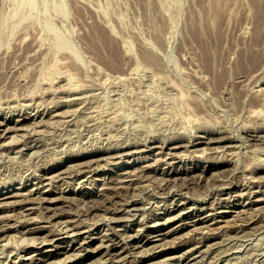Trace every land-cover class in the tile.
Returning a JSON list of instances; mask_svg holds the SVG:
<instances>
[{
    "label": "rangeland",
    "instance_id": "rangeland-1",
    "mask_svg": "<svg viewBox=\"0 0 264 264\" xmlns=\"http://www.w3.org/2000/svg\"><path fill=\"white\" fill-rule=\"evenodd\" d=\"M39 77H42V78H39ZM44 77H45V81H44ZM114 77L115 78L117 77L115 79L116 82L113 81ZM123 77H130V80L132 79V77H135V78H133L134 80L132 79L133 81L131 80V82H130V81H128V79L123 78ZM136 77H138V79ZM144 77L146 79L145 83H144V79H143ZM146 77H148V78H146ZM203 77L205 79H207L206 77H234V78L231 80L232 82L230 81V82H228V85H226L227 86L226 87L227 93L231 88L228 95H227V93H224L225 91H222L223 90L222 89L219 92L218 97L212 99V96L210 95L209 92L201 91L199 88L200 85L202 84V83H200V81H201V79L203 80ZM237 77H256V78L254 79L253 82H251L252 84L250 82L249 83L247 82L248 84H246V82H245V84H244L245 78L242 80V79H239ZM47 78H49L51 80L49 81V79H47ZM70 78H71V80H70ZM156 78L158 79L159 84L156 83L157 82ZM161 78H163V79H161ZM171 78L173 79V81L171 80ZM20 79L24 80V82L22 81V83H21ZM55 79L56 80L58 79L59 81L57 80V83H56ZM119 79H120V81H119ZM159 79L161 81L165 80V82L161 83V81H159ZM169 79H170V81L168 82ZM260 79H264V0H0V97H3V98H0V100L2 99V101H3V102L0 101V103L2 104L0 106H3V109L5 110V111L4 110L2 111V107H0V114H1L0 115V121H1V119H6V118H13L15 120L19 117V115H25V116L27 115V117L29 116V118H31V119H28L24 122L23 126H25V131L23 133H21V134L16 133V134H18L17 136H16V134H13L12 136L14 138L11 136L10 138L5 139V141L0 140V141H2L1 143H3V144H5L7 141L5 146L1 147L2 150L0 149V154L1 155L3 154L2 157L0 158L1 159L0 162L2 161V163H0V166H1L0 167V193H3V191L4 192L21 191L23 193H27L29 190L34 189L35 186L37 185L36 188H39V189L41 188L40 190H51V192H50L51 195L49 196L50 198L57 197L60 195V193H65L64 195L67 198L70 197L69 199H71V200L73 199L72 201L70 200L72 203H70L69 199H67V200L63 201L62 203H61V201H58L57 202L58 205L55 203L54 206L57 208L60 206L62 209L64 208L63 209L64 211H66V209H68L65 213H67L70 210V212L67 213L69 215H71V214L72 215L73 214L78 215L79 213H81L79 211H82V210L84 211L87 208V206L89 205V203L87 202V199H91V200L97 199V197L95 195L100 191V188H102L105 181L104 182L101 181L102 180L101 177H100V180H97V179H99L97 177H93V178L90 177L89 181L83 187L82 183H81V185L79 184L81 182V180H77L76 177H73L72 175H71L72 177H70L68 175L67 179L66 178L62 179L60 177L62 179L61 180L57 175H55V173L58 174L59 171H61V170H63L64 172H67V173H71V171L73 172L78 168L79 163L82 164L83 162L86 163V162H90L91 160H92L91 162H93L94 160L96 161L97 159L107 157L108 153H117L118 151L123 150V148L124 149H130L131 151L134 150L133 152H137L138 148L140 147V149L145 151L144 153H142L140 155L134 153V154L122 159L123 160L122 162H121V160H118V161L115 160L114 163H113V161H110L109 164H107L105 162H100L99 166L102 167V168L100 167L101 175L105 174L103 177H106L107 178L106 181L110 182L111 179H113V180L117 179L120 176V174L122 173L121 171H123V170L124 171L125 170H137V169H140L141 166H145L148 163L151 164L152 162L155 163L156 161H159L157 163L158 164L157 168L152 169L149 172L150 175L147 174V176H150V178L153 175V177H152L153 179L151 178L152 181L149 179V177H148V179L143 180L144 185L147 184L146 188H144V189L139 188L142 191V194L140 193L141 191L139 192L136 189V193H137L138 198H137L135 192H134V194H135V197L139 201L140 200H142V201L146 200V203L152 201L151 202L152 207H154L156 204H157V206H160V207H157L158 209H156V207L152 209L150 207L151 205L147 206L146 208H144V206L141 205L144 209L141 212H139L136 217H133L132 214H130V213L128 214L127 212H124L121 214L117 213L114 216L113 214H111L110 212L108 213L107 211L99 212V214L96 215L97 217L96 216L94 217V220H93L94 215H91V217L88 216L87 220H86V216H79L81 219L79 217L78 218L76 217L77 223H78V221L84 223L83 221L85 220L84 224H87L88 227L90 226L89 229L88 228L86 229V231H87L86 236L89 237L88 239L90 240V242L91 241H93V242L90 245V247H91L90 249H85L83 251L80 249H78V250L72 249L67 254H64L63 250H59L58 248H56L55 246L57 244L54 245V244L49 243V244L43 245V246H45V248H43V246H41V245L39 246V243L37 242L38 239H36L35 236H37V238H39L40 234H37L34 231H33L34 235H33V233H28L27 230H25L26 229L25 227H23V226L21 227L18 224L17 221H19L20 217H21V219L23 218L21 215V211L16 210V212H15V210L12 207H10L8 209L6 207L5 211H3V213L1 215H5V214L9 215L10 214L9 218H11V220H12L10 223L13 224L15 222L14 223V224H16L15 226H17L18 228L17 229L15 228L16 230L13 229V231L7 235V238L8 239L10 238L9 240L6 238L5 243L6 242L7 243L6 244L4 243L5 245L2 244L0 246V248H1L0 249V264L27 263V261H25V259H21L26 252L29 255L34 254V255H37V257H43V256H41V254H45L46 250H51L53 248H55V249H53L54 254H52V256L43 259V261L36 262V264H45V262H46V264H49V262H50V264H52V263L53 264H56V263L57 264H60V263L61 264L62 263L63 264H95V262L97 264H99V262H101L100 264H119L118 258L115 255L114 251L106 253V251L102 249L103 251L97 250V251L93 252V250H91V249L95 248L100 243V240L98 239V237L100 235H104L106 233L114 234L115 231H117L114 234L115 240L110 244L112 246H114V245L116 246V247H114V248H117V249H115V251H119L122 249L127 250V248H128L127 238L129 236H132V234L134 236V233L136 234L137 233L136 231L140 230L138 228L139 227L138 221H141L140 219L143 216L142 214H144V217H146V216L147 217L149 216L150 218L155 217V218H153L154 220H151L152 222L150 224V227L146 230V231H148L146 233V235H148L149 237L155 235L156 237L153 236L152 238H150L152 240L149 242H148V240L143 242V245L145 244V246H146V248H145V250H147L146 252L144 249L143 250H136L134 248H130L131 250L127 251V255H126V253H124L122 255L124 258H125V255H126V257L128 256L127 257L128 259L125 258L126 264H130V263L131 264H141V260L144 258L145 259L151 258L152 259L151 264L157 263V261H159V259L162 260L163 258L154 259L153 252L157 249L156 248L157 246H155V247H152V246L155 243H156L155 245H160L159 243H161V245H164L165 248L162 246L163 249H167V250H173L174 249V250L179 251L182 249H187V248L189 249L193 244H196L197 242H200V241H204L202 244L206 245L203 248V250H205V251L207 250L206 253H203V251H202L201 253H199V255L195 254V255H197L196 257L194 255L190 256V257H192V259L189 257V258H187V260H185L181 264H191V263L192 264H208V263H210V264H216V263H218V264H223V263L224 264H264V228H263L264 227V219H262V216L264 218V211H263L264 210V208H263L264 200L262 199V198H264V195H263L264 194V192H263L264 191V189H263L264 188V186H263L264 185V179H262V178H264V176H263L264 175V166H263L264 165V163H263V161H264V154H263L264 153L263 152L264 141L263 142H260V141L255 142V141L248 140L249 134H250V136L261 135L262 137H264V126H261L262 124L264 125V115H263L264 114V109H263L264 108V101H263V99H260V96H261L260 94H264V86H263L264 83L260 82V84H258L259 82L257 83V81H259ZM25 80L27 81L26 84H25ZM37 80H41V82H43V83H41L40 81L37 82ZM46 80L49 81V82L47 81L49 83V85H48V83L45 84ZM60 80H63V81H60ZM174 80H177L179 82L177 83ZM192 80H193V82H192ZM51 81L53 82V85H51V83H52ZM66 81H67V83H65ZM118 81H119V83L125 82V84H123L124 88L121 86V83L120 84L117 83ZM126 82H128V84ZM166 82L168 84L172 83V85H176V83H177V86L180 85L182 88H180V86H178V88H177V86H175L178 89L177 91H179V90L182 91V89L187 86L188 89L184 88L185 91H183L187 95L191 94V91H192V96L194 93V96L199 99L200 102L199 101L198 102L200 103L201 108H202L201 112L198 113V116H197V113H193L194 116L195 115L197 116L196 117L197 119H195L194 116L192 115V112L195 111L193 105L191 103L182 104L180 99H178L179 100L178 101L177 98H175L176 95H174V93L176 94V92H175L176 90L174 92L171 90L168 92V88L166 89L165 86H162V85H165L164 83H166ZM181 82L183 85H181ZM64 83L66 86L60 85V84L64 85ZM151 83L154 85H153V87H152V85L149 87L153 91L156 90L155 91L156 100L158 98L159 99L161 98V100H159V99L157 100L159 106H157L158 104H156L157 102L155 101L153 91L150 90V88L147 85V84L150 85ZM6 84H7V86H6ZM54 84H56V86ZM92 84H94V85H92ZM114 84H115V86H114ZM116 84H118V85H116ZM126 84H127V86H126ZM160 84H161V86H158ZM196 84H197V86H196ZM231 84L232 85L234 84V86H231ZM38 85H40V86H38ZM140 85H142L143 87H141ZM194 85H195V87H194ZM44 86H45V88H44ZM50 86H52V87H50ZM76 86L80 87V88H77ZM117 86L119 87L120 90L118 89ZM245 86L248 89H246ZM254 86H255V88H254ZM256 86H257L258 91L255 90ZM1 87L4 90V93H3V90ZM86 87L88 88L87 91H86V89H87ZM120 87H122L123 90H121L122 88H120ZM147 87L149 88V90H147V92H145L146 89H148ZM155 87H156V89H155ZM163 87H165V88L163 89ZM250 87L252 89H250ZM48 88H49V90H48ZM59 88L62 89V92L66 88L70 91L68 92V90L66 89L62 93L59 90ZM89 88L90 89L93 88V89L90 90ZM194 88L196 90H193ZM233 88H234L233 95H231V91ZM46 89L48 92L46 91ZM72 89H73V91H72L73 93H71ZM75 89H76V91H75ZM84 89H85V92L83 91L80 93V91H82ZM53 90H55V91H53ZM92 90H94V91L90 93V91H92ZM109 90H111V91L115 90V91H114V93H112ZM166 90H167V92H166ZM51 91L55 93L56 98H55L54 93H52ZM58 91H60L61 95L59 93L58 94L56 93ZM119 91L121 92V95H122L121 97L119 96L120 95ZM148 91H149V93H148ZM199 91H200V95L198 94ZM1 92H2V94H1ZM65 92H66V94H65ZM107 92H111L112 95H111V93L109 95V93H107ZM118 92H119V94H118L119 98L117 97ZM139 92L142 95L139 94ZM46 93L49 94V97ZM69 93L71 95H69ZM150 93L151 94L153 93V96ZM165 93L166 94L169 93V94L166 95ZM252 93H253V95H252ZM255 93H256V95H255ZM10 94L12 96L14 95L16 98L14 96H13L14 98H12V96ZM38 94H40L41 96H44V97L41 98L40 95L38 96ZM42 94H44V95H42ZM146 94H148V95H146ZM248 94L250 97L248 96ZM30 95H32L33 97ZM52 95H54V96H52ZM58 95H60V96H58ZM65 95H66V97H64ZM76 95H77V97L79 96L80 102H79L77 97L75 98ZM80 95L82 98L80 97ZM115 95H116V98H118V99L115 98ZM139 95L142 96V98L140 97L141 99L138 97ZM224 95H226V96H224ZM257 95H259V96L257 97ZM7 96H9L10 99L12 98V99H16L17 101H19V104L16 100L13 101L11 99V101H10V99H8L9 97H7ZM145 96H146V98H144ZM150 96H152V98L154 100L151 99ZM53 97H54V99H53ZM72 97H73V101H72ZM203 97H204L205 101H203ZM229 97H230V99H228ZM28 98H29V100L26 101V99H28ZM69 98L71 99V101L69 100ZM174 98L176 101H173V103H174L173 105H175L176 107L172 106L171 100H174ZM47 99H49V100L47 101ZM52 99H53V101H52ZM82 99H83V101H82ZM221 99H222V101H221ZM231 99H232L233 103H232ZM4 100L6 101V103L4 102ZM24 100H25L26 104H24V102H23ZM32 100L34 103L32 102ZM39 100H41V102L44 104H41V102H39ZM68 100L71 102V104L68 103ZM111 100H114V102L118 101L117 103H119V104H117L116 107L117 108L121 107L119 109L121 112H119L116 107L114 109L115 104L112 103ZM228 100H229V103H228ZM8 101H9V103H8ZM49 101H52V102H50V104L52 106L49 104ZM56 101H57V103H56ZM60 101H61V103H60ZM63 101H64V103H63ZM66 101H67V104H66ZM74 101H75V103L72 106ZM207 101H209L208 102L209 107L207 106V104H205V103H207ZM216 101H217V103H216ZM13 102H15V103H13ZM78 102H79V105H83L85 108L83 106H79ZM177 102H179L180 105L179 104L177 105ZM218 102H219V104H218ZM246 102H248L249 104L247 103L248 104L247 105ZM83 103H85V104H83ZM108 103H110V104H108ZM147 103H149V105L150 106L152 105V106L150 107ZM38 104H40V105L38 106ZM56 104H57V106H56ZM106 104H107V107L108 106L110 107V108L108 107L109 109H112V107H113V110L108 111V109L106 108ZM120 104H121V106H120ZM153 104H154V106H153ZM181 104L183 107L181 106ZM217 104H218V106H217ZM221 104L223 105V107L220 106ZM203 105H204V107H203ZM205 105H206V107H205ZM235 105H237L238 107L237 106L235 107ZM19 106L21 107V109ZM145 106H149V108L147 109V107H145ZM161 106H162V108H161ZM186 106L188 109L191 106L189 111H188V109L185 108ZM22 107L23 108L25 107L23 112H22ZM68 107H69V109L72 108L71 110L74 109V112H71V110L69 111ZM77 107L79 109H81L82 112L80 110H76ZM169 107L171 109H173V107H175V109H173L171 111L175 110L177 112V114L175 111L170 112V110H169V112H168L167 108H169ZM179 107H180L181 111L179 110ZM88 108L89 109L91 108V109L89 110ZM137 108L140 109L141 112H143V113L141 114V112H139V110ZM176 108H177V110H176ZM183 108L185 110H183ZM210 108H211V110H210ZM9 109H10V111H9ZM36 109H38L39 111ZM64 109H66L68 112ZM95 109H96L97 113L100 110L102 113L101 112H100V114L95 113V111H94ZM98 109H100V110H98ZM104 109L106 110L107 114H106V112H104L105 111ZM146 109H147V113H146ZM164 109L165 110L167 109V110L163 111ZM193 109H194V111H193ZM234 109L236 111H234ZM244 109L246 111H244ZM254 109L257 111H259V110H261V111H259V113L253 112ZM26 110H28V111H26ZM114 110L119 112V113H117V112L115 113ZM152 110H154V111H152ZM157 110L159 112L162 111L161 114L163 116L165 115V114H163L164 112L167 113L166 116H169L168 114H172V115L174 114V116H172V115H171L172 117L170 116L171 118L164 116L166 121L169 120V121H167L168 124L171 123L172 119L174 120V122L172 121L173 123H171L172 127L167 124L164 117L161 116ZM212 110H214V111L212 112ZM14 111H16V112H14ZM17 111H18V113H17ZM61 111H63V113L64 112L68 113V115L65 114V116L62 113V118L64 117V119H61ZM78 111H79V113H78ZM88 111H89V113H88ZM148 111H150V112H148ZM151 111L155 112V113L154 114L152 113L153 114L152 115ZM156 111L158 113H156ZM182 111H185L184 112L185 114ZM215 111L216 112L218 111V113H216ZM237 111H239V112H237ZM243 111H244V113H243ZM21 112H22V114H21ZM24 112H26V113H24ZM59 112H60V114H59ZM108 112H111V113H108ZM138 112H139V116H138ZM180 112H182L184 114V117H183L182 113H180ZM219 112L221 113V115ZM231 112H232V114H230ZM37 113H39V114H37ZM80 113H82V114H80ZM90 113L95 115V116L90 115ZM103 113H105V114H103ZM114 113L119 115L120 118L119 117L117 118V116L113 117L112 114L115 116ZM123 113H124V116H123ZM136 113H137V115H136ZM188 113L193 116L192 121H191L190 115ZM212 113H214L215 116ZM233 113H234V115H233ZM242 113H243V115H241ZM5 114H6V116H5ZM11 114H13V115H11ZM31 114L32 115L34 114V115L32 116ZM53 114H57V115H53ZM134 114L136 115L137 118L135 117ZM146 114H149V115L151 114L154 119H151V116L146 115ZM175 114H176V118H175ZM187 114H188V117L186 118L185 115H187ZM203 114H204V116H203ZM218 114H219V116H218ZM223 114L225 115L224 117L222 116ZM260 114L262 115V117ZM66 115L68 117H66ZM82 115L84 116V118L86 116H88L87 120H84ZM100 115H102V117H100ZM106 115H108V116H106ZM127 115H129V117H125ZM143 115H144V117L149 116V118H150V119L148 118L149 121L151 120L150 122L151 123L155 122V124L156 123L158 124V122L161 121V118H162L165 121L163 123V125L166 127L164 128L163 125H161V123L163 122V120H162V122H159L158 126L156 124V127L154 128L155 124H153L151 126V123L149 121H147V117L145 120L143 118ZM236 115H237V118H236ZM238 115H241L242 117L240 116L241 117L240 118ZM245 115H247V117H243ZM51 116H53L52 120H51ZM58 116L60 117L61 120L58 119L59 118ZM96 116H98V117L96 118ZM103 116H104V118L105 117H107V118L104 119ZM140 116H141V118L139 119ZM155 116L156 117L158 116L159 121L157 120V118ZM179 116H181V117H179ZM199 116L201 117V120H200ZM216 116H218L217 119H216ZM232 116H234V117H232ZM72 117L74 120H72ZM79 117L81 118V120L83 119L82 122L80 121ZM123 117L126 118V121H125V118L123 119ZM198 117H199V121H198ZM238 117L240 119H238ZM254 117H255L256 121L254 120ZM259 117H261V118H259ZM115 118L118 119L119 121L117 122V120H115ZM127 118H129V120H127ZM182 118H184V119L186 118V120H183ZM212 118H214V119L212 120ZM225 118H226V120H225ZM227 118H228V120H227ZM244 118L247 121L246 123H244L245 120L243 122ZM66 119H67V122L65 124ZM93 119H94V121H93ZM101 119H102V121L103 120L104 121L100 122ZM108 119H111V122H108V121H110ZM120 119L123 123H121ZM180 119L182 120V122ZM187 119H189L191 121L190 125H188L189 120L187 121ZM194 119L196 121L193 122ZM210 119H211V121H210ZM221 119H222V121H221ZM236 119H237V121H236ZM259 119L261 121H259ZM57 120L60 121L59 124L57 123ZM88 120H90V121L92 120L91 121L92 123L89 121L88 124H90V125H87V123H85V125H84V121L87 122ZM114 120L118 126L113 123ZM130 120L132 122H129ZM138 120H140V121H138ZM152 120H154V121H152ZM176 120L177 121L179 120L177 122V124H179V125L176 124ZM238 120L239 121L241 120L242 125ZM43 121L45 122V124L43 123ZM46 121H47V126H46ZM136 121H137V123H135ZM200 121H201V123H200ZM225 121H226V123H225ZM227 121L229 123H227ZM257 121H258V123H257ZM30 122L33 123L34 127L32 126V123L30 125ZM34 122H35V124H34ZM48 122H49V126H48ZM51 122H52V124H51ZM78 122H79V125L77 124ZM127 122H128V124H127ZM140 122H142L144 124L146 129L144 127H142L143 124L140 126V124H141ZM183 122H184V124H182V126H181V123H183ZM196 122H198V123L196 124ZM235 122L236 123L239 122V124L238 123L234 124ZM40 123H43V125H39ZM104 123H106V125ZM111 123H113V124H111ZM119 123H121V124L119 125ZM206 123H210V125L214 123L215 126L211 125V127H209L210 125H206ZM220 123H222V124H220ZM249 123L251 124V127H250ZM259 123H262V124H259ZM74 124L75 125L77 124L78 127L81 128L83 131L86 128V130L84 131L85 133L82 132V130H79V128H78V130H76L77 125L75 127ZM99 124H102V125L100 126ZM110 124H111V126H110ZM137 124H139V125H137ZM149 124H150V126H149ZM217 124H218V126H217ZM28 125L31 128L33 127L32 128L33 130L35 128L34 133H37V131L39 134L41 133V135H39L37 133L38 134L37 137L39 136L38 140L41 139L40 141H38L39 144L38 143H34V144L30 143L28 140H27L28 142H26L25 138H22L25 133L26 134L28 133V131L32 132V130H30L31 128H29ZM35 125H37V126H35ZM55 125H57V127L59 125H61V127L57 128ZM82 125H83V128H82ZM92 125H93V127H92ZM95 125H96V127H94ZM97 125H98V129H97ZM123 125H125V126H123ZM184 125H185V128H184ZM203 125L205 127H203ZM224 125H225V127H224ZM227 125H228V127H227ZM245 125H246V127H245ZM253 125H255L256 129ZM256 125L259 127H257ZM43 126H45V128ZM54 126H55V130L53 131ZM84 126H85V128H84ZM90 126H91V128H90ZM112 126H113V129L110 128ZM114 126H115V128H114ZM129 126H131V127H129ZM168 126L170 127V131H169ZM176 126L179 128V130H178V128H176ZM239 126L241 127V130L239 129ZM242 126L245 127L244 130H243ZM252 126H253V128H252ZM88 127H89V131L91 130L92 132L90 131V133H89ZM103 127H104V129H103ZM118 127H119V130L117 131ZM132 127L133 128L137 127V128L133 129L134 131L132 132ZM147 127H149V129ZM151 127H152V129H151ZM158 127H161V129H159ZM199 127H201V129ZM218 127H219V129L221 128L227 132L229 130L232 132V128H233V131H234V132H232L233 134L229 131L227 133V135H229V136L233 135L234 136V134H235V136L233 138L235 139V141L237 138L238 141H236L234 144L235 145L239 144L240 146L238 145L236 148L232 147V149H231V147H226L224 149V148H219L218 145H214V148L218 147L220 149V150L217 149L218 153L216 150H214L212 148V146H209L210 150H211V148H212V150L210 153H207V155H206V153L204 151L208 149L207 146L202 145L199 147H192L189 145V141H193L196 139L195 136H203V134L200 131H203L204 128H214L213 130H216ZM36 128H38V129H36ZM49 128H51L52 130L49 131ZM94 128L97 130H94ZM123 128H124V130L127 128V130L124 131ZM139 128H140V130H143V131H146V130L149 131L150 132L149 136H148V134H146L147 136L139 137L140 139L138 138V139H136V142H134L135 140H133L134 137L132 135H135V131H138ZM153 128H154V130H153ZM162 128H164L165 130H163ZM171 128H173V129H171ZM174 128H176L177 131ZM182 128L184 131L182 130ZM194 128H195V132L193 133ZM196 128H199L200 130L198 129V131H197ZM248 128H250V130ZM39 129L41 132H39ZM108 129L110 131H112L111 132L112 135L110 134L111 136L109 135L110 131ZM157 129L161 132V134L163 132L162 135H164V136L159 137L160 132L158 133ZM167 129L169 131L168 134L170 136L169 135L167 136V134H166ZM185 129H186V131H185ZM187 129L189 130L188 133H187ZM219 129H217V130H219ZM120 130H122V131H120ZM155 130H156V133H154ZM173 130H175L177 133L176 137L179 135H182V136L185 135L184 138L181 139L184 146L182 144L183 147H181L178 150L180 155H181V151H184V152L188 151V152H187V154L185 152V156H183L184 152H182V155L181 156L179 155L180 157H177L173 160L167 161V162L172 163V169L175 166L176 169L175 168L174 169L176 171L168 173L165 176V172L170 171V169L168 166H166V162L164 161V159H166L165 155L169 151L171 152V150H170L171 147L170 148H164L162 151L160 148H153L152 149V147L154 146V142L158 143L157 146L160 145L163 147V145H162L163 142H165V140L168 141L170 138H173V136L175 135V134H173V133H175V131L173 132ZM47 131L49 132V134ZM99 131H100V135H99ZM164 131H165V133H164ZM196 131L198 134H196ZM240 131H242V134ZM255 131L257 132V134L255 133ZM97 132H98V134H96ZM46 133H47V135H46ZM83 133H84V135H83ZM91 133H92V135H91ZM101 133H102V135H101ZM103 133H105V137L103 136ZM144 133H146V132H144ZM171 133H172V135H171ZM119 134H120V136H117ZM215 134H217V133H215ZM78 135H80L79 136L80 138L78 137ZM114 135L117 138L121 137V139H116V137ZM155 135H156V137H155ZM242 135L244 138L242 137ZM15 136H16V138H15ZM47 136L50 139V142L48 141ZM86 136H88V137H86ZM96 136H98V137L96 138ZM107 136L112 137L111 141L107 140L108 139ZM113 136H114V138H113ZM123 136H124V138H122ZM18 137L19 138L21 137L20 140L22 139L21 140L22 142L20 140H18L19 142L17 141ZM84 137H86V138H84ZM63 138H64V140H63ZM51 139L52 140L54 139V140L51 142ZM73 139H74V142H73ZM14 140H15V142L17 141L18 143L16 142L17 144H15ZM23 140L25 143L23 142ZM57 140H58V143L56 142ZM59 140L62 142L60 143ZM104 140L106 141V143L104 142ZM125 140H127V144H126L127 146L125 144H123V142L126 143ZM139 140H141L142 144ZM143 140L145 142H143ZM151 140H152V142H151ZM159 140L163 141V142L161 143ZM83 141H85V142H83ZM8 142H10V143L13 142V143H11L13 145V147H11L12 145L9 144ZM41 142H43V143H41ZM44 142H45V144H44ZM110 142L112 144H110ZM22 143H24V144H22ZM73 143H75V144H73ZM81 143H82V145H81ZM92 143H93V145H92ZM67 144H69L71 146L73 145V146L70 147ZM130 144H131V146H130ZM252 144H253V146L251 147ZM16 145H17V147H16ZM23 145H25V146L26 145L27 146L32 145V147L26 148ZM43 145H44V147H43ZM45 145L47 146V148L45 147ZM54 145L56 146L57 149L55 148ZM60 145H61V147H60ZM104 145H105V147H104ZM108 145H109V149H107ZM113 145L115 148L113 147ZM260 145L263 147H259ZM144 146H146V147L144 148ZM188 146H190V148ZM256 146H258V147H256ZM42 147L44 148V150ZM53 147L55 150L52 149ZM63 147H64L65 153H66L65 157L63 156L64 155ZM68 147H69V149H68ZM74 147L78 150H75ZM84 147L86 150H88V152H86V150L83 149ZM110 147H112V148H110ZM202 147H207V149L202 148ZM248 147H249V149H248ZM39 148L41 149V152H39V154H38L37 151H40ZM70 148H72V149H70ZM73 148H74V150H73ZM185 148H186V150H184ZM199 148H201V150L203 149L202 150L203 153L201 152V150ZM245 148H247L246 150L248 151L249 154L253 151V153L250 154L251 156L247 153V151H245ZM255 148L256 149L260 148L261 150L257 149L256 152L257 151L258 152L261 151V152L256 153ZM4 149H6V150L4 151ZM8 149H9V151H8ZM10 149H11V151H10ZM19 149H21V150L23 149L21 151V153H18V154L14 153L16 150H19ZM45 149H47L49 152ZM81 149H83V150L81 151ZM96 149H98V150H96ZM116 149H117V151H116ZM145 149H147V150H145ZM196 149H198L197 150L198 152L196 151ZM61 150H62V152H61ZM70 150H72V151H70ZM89 150H90V152H89ZM105 150H107V151L109 150V151L105 152ZM189 150H191V151L189 152ZM222 150H223V152H222ZM33 151H34V153H31ZM77 151H78V153H77ZM157 151H159V154L155 153ZM227 151H228V153L230 151H232V153H230V154L227 153L224 156V153H226ZM149 152H150V154H149ZM163 152L166 154H164ZM236 152H237V155H239V156L241 155L240 160H239V156H238V158H236L237 157ZM254 152L256 154H254ZM71 153L72 154L74 153L75 155L74 154L72 155ZM194 153H196V154H194ZM197 153H199V154L202 153V154H204V156L201 154V156H203V157H201ZM19 154H21V155H19ZM31 154H33V155L31 156ZM9 155L10 156H13V155L17 156L18 155L17 156L18 158L16 156L15 157L13 156L14 160H11L12 157L9 158ZM26 155H29L30 159ZM34 155H36V156H34ZM210 155H212L211 159L213 161L210 159V157H211ZM214 155L217 157H215ZM221 155H223L224 158ZM228 155H229V157H226ZM230 155H233V156H230ZM248 155H249V157H248ZM23 156L26 159V163H25V159L23 158ZM39 156H40V158H39ZM146 156L147 157L150 156V157L147 158ZM151 156H152V159H151ZM19 157L22 158V160L20 162H19V160H20ZM135 157L137 159L138 158L139 159L137 160V159H135ZM157 157H158V160L156 159ZM160 157H162V158L164 157V158L162 159ZM184 157H186V158H184ZM205 157L207 159H205ZM213 157L216 160L213 159ZM253 157H256V158H253ZM31 158H33V159H31ZM191 158H192V160H191ZM221 158H222V160H221ZM134 159L136 160L135 162H133ZM161 159H162V161H161ZM179 159H181V160H179ZM218 159H219L220 163H219ZM261 159H262V161H261ZM31 160H32V162H31ZM142 160H143V162H142ZM185 160H187V161H185ZM6 161H7V163H6ZM9 161H11V163H9ZM22 161L24 162V164ZM129 161L131 162L130 164L127 163ZM163 161H164V163H163ZM230 161H232L231 165H230ZM27 162L29 163L28 165H27ZM186 162H188L187 163L188 166L185 165ZM203 162L206 166L203 164ZM19 163H20V165H19ZM36 163L37 164L39 163V164L37 165ZM40 163H41V165H40ZM44 163H45V165H44ZM46 163H48V164H46ZM141 163H143L144 165L143 164L141 165ZM179 163H180V165H179ZM200 163H201V165H200ZM236 163H237V167L235 166ZM255 163H260L261 168H260L259 164H255ZM242 164H243V167L241 166ZM252 164L254 165V167ZM46 165H48V166H46ZM72 165H74V169L76 167L75 170H73ZM214 165H215V167H214ZM251 165H252V169L250 167ZM13 166H15L16 169ZM19 166H20V168H19ZM24 166L25 167L28 166V167L25 168ZM70 166L72 168L71 171L67 169V168L71 169ZM239 166H241V167H239ZM256 166L258 167V169L256 168ZM9 167H11V168H9ZM114 167H116V168H114ZM135 167L136 168L138 167V168L135 169ZM247 167L248 168L250 167V168L246 170ZM5 168L6 169L8 168L9 172H8V170L6 172ZM17 168H18L19 172H18ZM112 168H114L115 170ZM190 168L192 169L193 175L190 173V171H191ZM234 168H235V170H234ZM11 169H12V171H11ZM30 169L31 170L33 169V170L30 172ZM163 169H165V171ZM219 169L220 170L226 169L224 171L225 172L224 175L221 172V174L223 176L222 175L219 176V174H220ZM256 169H257V171H256ZM37 170H38V172H37ZM48 170H50V172L53 171V174L55 175V177L53 178L54 180H52L50 182V184H47L48 186L46 184L45 185L37 184L38 178L40 176H42ZM243 170H244V173H243ZM252 170L254 171V173H252L253 172ZM23 172L25 175H23ZM39 172H41V173L38 174ZM215 172H216V175L213 174ZM245 172H247V173H245ZM2 173H5L6 177ZM6 173L8 174V176ZM199 173H201L202 175H200ZM31 174H33V175H31ZM203 174L205 175V177ZM228 174L230 176H228ZM1 175H3V176L1 177ZM172 175H174L173 176L174 180L177 177H179V178H177V181H174L172 183L173 186L170 183V187L167 188L166 194H163V195L156 194V190L159 187L158 185L161 184L160 185V187H161L164 184V182H166L165 178L166 177L168 178L169 176H172ZM180 176L183 179H181ZM224 176H226V177L224 178ZM158 177L161 179H156ZM162 177H163V180H162ZM222 177H223V179H222ZM254 177H255V179H256V177L257 178L259 177V178L256 179L257 180L256 181V180H254ZM186 178H188L189 180ZM11 179L12 180L14 179V180L12 181ZM17 179H19V180H17ZM217 179H219L220 183L222 182V184L218 183L219 180H217ZM251 179H252V181H251ZM154 180H156V183ZM178 180H179V182H178ZM184 180H186V181H184ZM62 181H63V184H62ZM66 181H68V182H66ZM73 181H75V183L76 182L77 183L75 184ZM78 181H80V182H78ZM146 181L147 182L149 181V182L146 183ZM158 181H159V184H158ZM197 181H199L200 183ZM245 181L247 183H245ZM1 182H3V183H1ZM55 183L58 186H56ZM140 183H142V184L140 185ZM149 183H151V184H149ZM176 183H177V185H176ZM178 183L180 185H178ZM252 183H253V185L251 186ZM78 184H79V186H78ZM188 184H189V186H188ZM223 184H224V186H223ZM4 185L6 187H4ZM27 185H28V187H27ZM138 185L143 186V182H139ZM148 185L150 187L149 189H148ZM151 185H152V188H151ZM174 185H175V187H174ZM184 185H185V187H184ZM75 186L76 187L78 186V187L76 188ZM258 186H260V187L262 186V187L260 188ZM48 187H49V189H48ZM172 188H175V189H172ZM245 188H247L246 189L247 191L245 190ZM256 188H258V191H256L257 190ZM180 189H181V191H179ZM260 189H261V191H260ZM152 190H154L155 192H153ZM250 190L252 191L253 194H251ZM144 191L145 192L147 191L146 195H145ZM223 191H224V193H223ZM245 191L247 194L245 193ZM170 192H171V194H170ZM86 193H87V195H86ZM93 193H94V195H93ZM240 194L241 195L244 194V196L246 198L244 196H240ZM39 196L40 195H38L37 197H39ZM139 196H141V197H139ZM166 196L168 198H166ZM222 196H223V198H220ZM89 197H91V198H89ZM224 197H226L227 199ZM242 197H244V198H242ZM259 197H261V198L259 199ZM76 198H77V200H76ZM78 198L79 199L81 198V199L79 200ZM148 198H151V199H148ZM161 198L162 199L164 198V199L162 200ZM228 198H231V199H228ZM215 199H218V200H215ZM81 200H83V203L87 202V203H85L86 207H85V204H83L81 202ZM153 200H154V202H153ZM160 200H162L163 204L161 203ZM175 200L177 203H181L183 201L182 203L186 202L190 206L194 205L193 206L194 207L193 212L191 213V215H189L187 213V211L181 213L180 214L181 216H179V211H177L176 213L175 212L173 213L171 208L173 207L172 205L177 204V203H175ZM185 200H187V201H185ZM259 200H261V202ZM142 201H141V203H142ZM73 202H75V203H73ZM78 204H80L81 206H84L85 209L81 208V206ZM227 205H229V206L227 207ZM40 207L41 206L39 205L38 208L36 209L35 213H33V215H32V217H35V219H40L42 214H44L43 213L44 212V209H43L44 206H42L43 208H40ZM203 207H205L204 208L205 210L203 209ZM250 207H252V208H250ZM259 207L261 210H259ZM219 208H221V209H219ZM256 208H257V210H254ZM9 209H10V211H9ZM62 209H61V211H63ZM226 209H227V211H226ZM240 209H242V210H240ZM251 209H253V210H251ZM12 210H14V211H12ZM157 210H158V212H157ZM217 210H218V212H217ZM229 210H231V211H229ZM234 210H235V212H234ZM246 210H247V212H246ZM37 211H38V213L40 211L41 214L38 215ZM144 211L146 213H144ZM161 211H163V212H161ZM206 211H209L208 213H210V212L213 213V215L208 219L207 222H203V223L198 222L195 225L193 221L197 220L200 217H203L200 215L202 214V212H206ZM220 211L222 213H219ZM241 211H242V213H241ZM13 212L15 213V216H13L14 215ZM75 212H78V213H75ZM245 212H246L247 216L248 215L250 216L252 214L249 217L251 220L248 219V217H246ZM261 212H262V215H261ZM101 213H102V215H101ZM103 213L105 216L103 215ZM126 213L129 215V217H128V215H126ZM169 213H170L171 217H170ZM197 213H198V215H197ZM238 213L241 214V216ZM11 214H13L12 217H11ZM148 214H150V215H148ZM234 214H236V215H234ZM253 214H255V215H253ZM108 215H109L110 219H109ZM175 215L176 216L178 215L177 219L173 220L172 222L168 223L167 225L161 226L165 222V219L167 220L169 218H172V216L175 217ZM233 215L236 216L235 217L236 221H235V218H233ZM101 216L104 218H102ZM158 216H159V218H158ZM252 216H254V220L252 219L253 218ZM16 217L17 218L19 217L18 220ZM42 217H41V219H42ZM241 217L243 219H245L246 221L243 220ZM122 218L123 219L125 218V219L123 220ZM130 218L131 219L135 218V221L137 223H135L134 226H128L127 230L125 232V231H123L124 227H121L122 228L121 229L120 225H125V224L128 225L130 223V220H131ZM115 219H117V220H115ZM142 219H143V217H142ZM185 219H186V221H188V223H190V225L189 224L184 225L186 222ZM216 219H217V221H215ZM230 219L231 220L234 219V220H232V222L233 221L234 222H233V224H231L232 225L231 227L229 224V223H231ZM74 220H75V218H74ZM228 220H229V222H228L229 225H226ZM97 221H98V224H97ZM104 221H105V223H103ZM106 221H107V224H106ZM89 222H90V225H89ZM110 222L112 225L110 224ZM156 222L157 223L163 222V223L157 224ZM212 223H214V224H212ZM244 223H245V225H247V227L244 225ZM247 223H249V224H247ZM40 224H44V223H40ZM152 224H154L156 227ZM207 224H208V226L211 225V227L209 229L207 227H204V226H207ZM242 224L245 227H243ZM36 225L40 226L38 224H36ZM180 225H182V227H180L179 230H177L176 232L168 234L166 236L167 239L165 238L164 240H161L160 236H158L160 234L166 233L169 229L174 228V227L177 228ZM202 225H204V226H202ZM218 225L221 228L217 227ZM224 225H226V226L224 227ZM253 225L256 226V228H252ZM200 226L203 228H201ZM238 226L241 228H239ZM195 227L196 228L199 227V231H198V228L196 230ZM215 227H217V228L214 229ZM259 227L261 228L262 231L260 230ZM50 228H52V226ZM200 228H201V230H200ZM218 228H220L221 230ZM205 229H207L208 235H207V231H205ZM190 230H192L193 234H190L191 233ZM242 230H244V231H242ZM250 230H252L251 232H253L255 234L253 235V233L249 232ZM258 230H259V232L256 233V231H258ZM22 231H23V234H22ZM24 231H25V234H24ZM109 231H111V232H109ZM245 231H248L247 235H246ZM47 233H48V231H44L43 235H45ZM238 233H240V234H238ZM248 233H249V235H248ZM187 234L190 236H188ZM197 234H199L198 237H201V239L196 238ZM228 234L233 236V237L229 236ZM235 234H236V237H234ZM13 235H14L15 239L12 240L11 237H13ZM193 235H195V236L193 237ZM238 235H240V236L237 237ZM241 235L242 236L244 235L243 236L244 241H243V238ZM124 236L125 237L127 236V238H125ZM225 236H226V239H225ZM33 237H35L34 238L35 244H34V239L32 240ZM58 237L59 238H65L67 236L64 237V235H59ZM91 237L95 238V239L91 240ZM122 237H123V239H121ZM194 238H195V241H194ZM227 238H228L229 242H227ZM232 238L234 240H232ZM23 239L26 242L27 241L28 242L30 241V242L29 243L28 242L22 243V241H24ZM81 239L82 238H78V239L75 238L74 239L72 237H68L65 239V241L63 239H60V240H63V242L59 241V243L61 245V248H66L69 246V244H71L69 246V248H72L73 245L78 247V245H79L78 242H80ZM168 239L169 240L172 239L171 242L174 241V245ZM199 239H200V241H199ZM249 239H251V240H249ZM259 239H260V241H258ZM10 240H11V242H9ZM14 240L15 241L17 240V244H15ZM31 240H32L33 245H31ZM74 240H77L78 242L72 243L71 241H74ZM184 240H185V243H183ZM221 240H223V241H221ZM116 241H119V242H116ZM162 241H164L163 242L164 244L162 243ZM165 241H166V244H165ZM168 241L170 243L169 247L167 246ZM177 241L180 243V245ZM257 241H258V246L256 245ZM12 242H13V244H11ZM65 242L67 243V245ZM217 242H219L220 246L217 244ZM247 242H249V243L247 244ZM213 243H215L216 246L214 245L211 248L212 250L206 249L207 244L209 247V245L213 244ZM240 243H241V245H239ZM243 243L244 244L246 243L247 245L245 244V248L242 249V247H244ZM252 243H254L255 245ZM27 244H28V246H27ZM21 245H23V246H21ZM251 245H253L254 247H252ZM259 245H260V247H259ZM13 246H14V248H13ZM24 246L26 249L24 248ZM187 246H189V247H187ZM229 246H230V248H229ZM231 246H233V247L231 248ZM240 246H242L241 249H240ZM23 248L25 249V251L22 250ZM41 248H42V250H40ZM149 248L152 249L151 252H149L150 251ZM237 248H239L238 252L236 251ZM3 249H4V252H3ZM249 249H250V251H249ZM13 250H17V251L14 252ZM221 250H222L224 255H222V253H221V256L220 255L218 256V251L220 253ZM8 251H10V253ZM139 251H140L141 255H139V253H138ZM213 251H215V252H213ZM226 251H227V253H226ZM134 252H135V254H134ZM144 252L145 253L148 252L151 255L149 256L148 253L145 254ZM5 253H7L8 255ZM74 253H76V254H74ZM78 253H81L80 254L81 256H79ZM136 253H138V254H136ZM142 253L144 254V256ZM202 253H203V255H202ZM228 253H230V254H228ZM234 253L236 256L234 255ZM72 254H74V255H72ZM102 254L104 256H102ZM200 254H201V257H200ZM9 255H11V256L8 257ZM16 255H17V258H16ZM226 256H227V258H226ZM231 256H232V258H230ZM64 257L65 258L67 257V259L66 260L64 259V261L62 262ZM69 258H70V260L72 258V261L68 260ZM112 258H113V260H112ZM201 258H203V259H201ZM11 259H12V261H11ZM58 259L60 261H58ZM98 259L101 261H99ZM103 259H106V260L102 261ZM107 259H108V261H107ZM256 259H258V260H256ZM96 260H98V262ZM199 260H202V261L199 262ZM57 261L60 263H58ZM65 261H67V263ZM91 261H92V263H91ZM112 261H114V262H112ZM153 261H154V263H153ZM4 262H6V263H4Z\"/></svg>",
    "mask_w": 264,
    "mask_h": 264
},
{
    "label": "bare ground",
    "instance_id": "bare-ground-1",
    "mask_svg": "<svg viewBox=\"0 0 264 264\" xmlns=\"http://www.w3.org/2000/svg\"><path fill=\"white\" fill-rule=\"evenodd\" d=\"M39 78H42V77H39ZM50 78V77H49ZM49 78H47V79H49ZM59 78V77H58ZM69 78V77H68ZM73 78V77H72ZM117 78V77H116ZM115 77L113 78L114 80L113 81H115V79H116ZM119 78V77H118ZM123 78H126V79H128V81H130L131 82V80L133 79V78H135V77H132V79L130 80V77H123ZM137 79H138V77H136ZM146 78H148V77H146ZM151 78V77H150ZM154 78V77H153ZM158 78V77H157ZM156 78V79H157ZM160 78V77H159ZM164 78V77H163ZM163 78H161V79H163ZM169 78V77H168ZM193 78V77H192ZM199 78V77H198ZM201 78V77H200ZM207 79H205L204 77H203V80L201 79V81H200V83H202L201 85H200V90L201 91H207V92H209L210 93V95L212 96V99L213 98H216V97H218V94H219V92L222 90V91H225L224 93H227V91H226V85H228V82H230L234 77H206ZM237 78H239V79H244L245 78V80H244V84H245V82H246V84H248L249 82L251 83V82H253L254 81V79L256 78V77H237ZM236 78V79H237ZM65 79V78H64ZM122 79V78H121ZM142 79V78H141ZM144 79V83H145V77L143 78ZM152 79V78H151ZM166 79V78H165ZM205 79V80H204ZM21 80V79H20ZM19 80V81H20ZM51 79H49V81H50ZM56 80V79H55ZM58 80V79H57ZM57 80H56V83H57ZM70 80H71V78H70ZM118 80V79H117ZM134 80V79H133ZM132 80V81H133ZM136 80V79H135ZM171 80L173 81V79L171 78ZM187 80V79H186ZM191 80V79H190ZM241 80V81H242ZM22 81L24 82V80H21V83H22ZM38 81H40L41 82V80H37V82ZM43 81V80H42ZM44 81H45V77H44ZM48 80H46V82H45V84L46 83H48L47 82ZM59 81V80H58ZM60 81H63V80H60ZM119 81H120V79H119ZM119 81L117 82L118 84H120L119 83ZM154 81V80H153ZM159 81H161L160 79H159ZM167 81V80H166ZM170 81V79L168 80V82ZM171 81V82H172ZM174 81H176L177 83L179 82V81H177V80H174ZM238 81V80H237ZM26 80H25V84H26ZM39 82V83H40ZM52 82V81H51ZM50 82V83H51ZM116 82V81H115ZM135 82V81H134ZM141 82V81H140ZM148 82V81H147ZM155 82V81H154ZM162 82H165V80L164 81H161V83ZM183 82V81H182ZM182 82H181V85H183L182 84ZM192 82H193V80H192ZM232 82V81H231ZM248 82V83H247ZM259 82V83H258ZM260 82H263L264 83V79H260L259 81H257V83L258 84H260ZM41 83H43V82H41ZM65 83H67V81L65 82ZM65 83H64V85L63 84H60V85H62V86H66L65 85ZM127 84H128V82H126ZM138 83V82H137ZM149 83V82H148ZM156 83H158L159 84V82H158V79H157V82ZM177 83H176V85H172V83L170 84H168L167 82L166 83H164L165 85H162V86H165L166 87V89L168 88V92L171 90V91H175L176 92V94L174 93V95H176V97L175 98H177V100L178 99H180L181 100V102H182V104H188V103H191L192 105H193V107H194V109H195V111H194V109H193V111L194 112H192V115H193V113H197V116H198V113H200L201 112V110H202V108H201V105H200V101H199V99L197 98V97H195L194 96V93H193V96H192V91H191V94H189V95H187L185 92H183V91H185V89L184 88H187V86L186 87H184L183 89H182V91H177L178 89V86H180V85H178L177 86ZM188 83V82H187ZM191 83V82H190ZM2 84V83H1ZM38 84V83H37ZM113 84V83H112ZM118 84H116V85H118ZM123 84H125V82L124 83H121V86L123 87ZM127 84H126V86H127ZM193 84V83H192ZM199 84V83H198ZM252 84V83H251ZM250 84V85H251ZM31 85V84H30ZM33 85V84H32ZM48 85H49V83H48ZM51 85H53V82L51 83ZM55 86H56V84H54ZM92 85H94V84H92ZM91 85V86H92ZM146 85V84H145ZM148 85V87L149 86H151L152 85V87H153V85L154 84H147ZM156 85V84H155ZM249 85V86H250ZM6 86H7V84H6ZM38 86H40V85H38ZM42 86V85H41ZM46 86V85H45ZM45 86H44V88H45ZM114 86H115V84H114ZM141 87H143L142 85H140ZM158 86H161V84L160 85H158ZM175 86H177V88L175 87ZM196 86H197V84H196ZM231 86H234V84L232 85L231 84ZM244 86V85H243ZM247 86V85H246ZM245 86V87H246ZM262 86V85H261ZM264 86V85H263ZM5 87V86H4ZM50 87H52V86H50ZM77 87V86H76ZM94 87V86H93ZM118 87V86H117ZM122 87H120V88H122ZM147 87V88H148ZM165 87H163V89L165 88ZM194 87H195V85H194ZM242 87V86H241ZM252 87V86H251ZM250 87V89H252ZM2 88V87H1ZM42 88V87H41ZM61 88V87H60ZM59 88V90L62 92V89H60ZM68 88V87H67ZM66 88V89H67ZM77 88H80V87H77ZM85 88V87H84ZM87 88V87H86ZM113 88V87H112ZM124 88V87H123ZM123 88L121 89V90H123ZM150 88V87H149ZM149 88L148 89H146V91L145 92H147V90H149ZM162 88V87H161ZM180 88H182L181 86H180ZM190 88V87H189ZM192 88V87H191ZM254 88H255V86H254ZM261 88V87H260ZM51 89V88H50ZM65 89V90H66ZM69 89V88H68ZM67 89V90H68ZM82 89V88H81ZM80 89V90H81ZM90 89V88H89ZM91 89H93V88H91ZM90 89V90H91ZM117 89V88H116ZM115 89V90H116ZM118 89H119V87H118ZM145 89V88H144ZM143 89V90H144ZM155 89H156V87H155ZM159 89V88H158ZM157 89V90H158ZM188 89V88H187ZM244 89V88H243ZM246 89H248L247 87H246ZM259 89V88H258ZM2 90H3V88H2ZM1 90V91H2ZM45 90V89H44ZM48 90H49V88H48ZM56 90V89H55ZM55 90H53V91H55ZM64 90V91H65ZM78 90V89H77ZM88 90V88L86 89V91ZM114 90V91H115ZM120 90V89H119ZM142 90V89H141ZM150 90H152L151 88H150ZM160 90V89H159ZM191 90V89H190ZM193 90H196L195 88L193 89ZM199 90V89H198ZM230 90H231V88H230ZM229 90V91H230ZM233 90H234V88L232 89V91H231V95H233ZM255 90H257V86H256V89ZM43 91V90H42ZM46 91H47V89H46ZM45 91V92H46ZM60 91H58V92H56L57 94L59 93L60 94ZM63 91V92H64ZM70 90H68V92H69ZM73 91V89L71 90V93H73L72 92ZM75 91H76V89H75ZM79 91V90H78ZM85 92V89L84 90H82V91H80V93L81 92ZM94 90H92V91H90V93L91 92H93ZM109 91H111V90H109ZM114 91H111L112 93H114ZM153 91V90H152ZM151 91V92H152ZM156 91V90H155ZM155 91H153V93H154V98L156 97V95H155ZM161 91V90H160ZM229 91H228V93H229ZM249 91V90H248ZM251 91V90H250ZM258 91V90H257ZM7 92V91H6ZM44 92V91H43ZM48 92V91H47ZM52 92V91H51ZM62 92V93H63ZM67 92V91H66ZM66 92H65V94H66ZM89 92V91H88ZM111 92H107V93H109V95H110V93ZM120 92V91H119ZM119 92L117 93V97H118V94H119ZM141 92V91H140ZM139 92V94H141ZM143 92V91H142ZM166 92H167V90H166ZM190 92V91H189ZM194 92V91H193ZM203 92V93H204ZM206 92V93H207ZM252 92V91H251ZM3 93H4V90H3ZM42 93V92H41ZM52 93H54V92H52ZM112 93H111V95H112ZM148 93H149V91H148ZM153 93L151 94L152 96H153ZM157 93V92H156ZM197 93V92H196ZM205 93V94H206ZM208 93V94H209ZM223 93V94H224ZM228 93H227V95H228ZM258 93V92H257ZM1 94H2V92H1ZM30 94V93H29ZM47 94V93H46ZM45 94V95H46ZM85 94V93H84ZM162 94V93H161ZM166 94V93H165ZM169 93H167L166 95H168ZM198 94L200 95V91L198 92ZM251 94V93H250ZM259 94V93H258ZM4 95V94H3ZM7 95V94H6ZM9 95V94H8ZM11 95V94H10ZM40 94H38V96H39ZM42 95H44V94H42ZM48 95V97H49V94H47ZM54 95H55V93H54ZM54 95H52V96H54ZM61 95V94H60ZM60 95H58V96H60ZM63 95V94H62ZM69 95H71L70 93H69ZM68 95V96H69ZM73 95V94H72ZM142 95V94H141ZM141 95H139L138 97L140 98H142V96ZM146 95H148V94H146ZM204 95V94H203ZM239 95V94H238ZM252 95H253V93H252ZM255 95H256V93H255ZM261 96H260V99H263V101H264V94H260ZM12 96V95H11ZM14 96V95H13ZM12 96V98H14ZM30 96H32V95H30ZM37 96V97H38ZM67 96V97H68ZM83 96V95H82ZM87 96V95H86ZM120 97L122 96L121 95V92H120V95H119ZM152 96H150V98L151 99H153L152 98ZM221 96V95H220ZM224 96H226V95H224ZM230 96V95H229ZM248 96H249V94H248ZM259 95H257V97H258ZM5 97V96H4ZM7 97H9V96H7ZM6 97V98H7ZM27 97V96H26ZM25 97V98H26ZM33 97V96H32ZM35 97V96H34ZM40 97L42 98V97H44V96H41L40 95ZM64 97H66V95L64 96ZM74 97V96H73ZM73 97H72V101H73ZM77 97V95L75 96V98ZM80 97H81V95H80ZM85 97V96H84ZM167 97V96H166ZM169 97V96H168ZM208 97V96H207ZM250 97V96H249ZM0 98H3V97H0ZM11 98V99H12ZM16 98V97H15ZM31 98V97H30ZM52 98V97H51ZM55 98H56V95H55ZM58 98V97H57ZM74 98V99H75ZM78 98V100L80 99L79 98V96L77 97ZM82 98V97H81ZM112 98V97H111ZM115 98H116V95H115ZM119 98V97H118ZM118 98H116V99H118ZM140 98V99H141ZM144 98H146V96L144 97ZM149 98V97H148ZM147 98V99H148ZM175 98H174V100H171L172 101V106H175V105H173L174 103H173V101H176L175 100ZM201 98V97H200ZM224 98V97H223ZM8 99H10V97L8 98ZM11 99H10V101H11ZM18 99V98H17ZM24 99V98H23ZM22 99V100H23ZM53 99H54V97H53ZM53 99H52V101H53ZM60 99V98H59ZM68 99V98H67ZM115 99V100H116ZM150 99V100H151ZM159 99V98H158ZM157 99V100H158ZM169 99V98H168ZM228 99H230V97L228 98ZM249 99V98H248ZM6 100V99H5ZM4 100V102L6 103V101ZM13 101L14 100H16V99H12ZM27 100H29V98L28 99H26V101ZM49 99H47V101H48ZM69 100L71 101V99L69 98ZM68 100V103H70L71 104V102ZM154 100V99H153ZM157 100H156V98H155V101L157 102ZM159 100H161V98L159 99ZM236 100V99H235ZM1 102H3L2 101V99L0 100ZM17 101V100H16ZM45 101V100H44ZM52 101H49V104H50V102H52ZM77 101V100H76ZM82 101H83V99H82ZM112 101V103H114L115 104V106H114V109H115V107H116V105L117 104H119V103H117L118 101H115L114 102V100H111ZM148 101V100H147ZM170 101V100H169ZM179 101V100H178ZM199 101V102H198ZM203 101H205L204 100V97H203ZM221 101H222V99H221ZM227 101V100H226ZM231 101H232V99H231ZM18 102V104H19V101H17ZM24 102V104H26V102H25V100L23 101ZM32 102H33V100H32ZM39 102H41V100H39ZM55 102V101H54ZM79 102H80V100H79ZM79 102H78V105H79ZM208 102L209 101H207V103H205V104H207V106H208ZM214 102V101H213ZM251 102V101H250ZM8 103H9V101H8ZM7 103V104H8ZM12 103V102H11ZM13 103H15V102H13ZM31 103V102H30ZM29 103V104H30ZM34 103V102H33ZM36 103V102H35ZM38 103V102H37ZM56 103H57V101H56ZM59 103V102H58ZM60 103H61V101H60ZM59 103V104H60ZM63 103H64V101H63ZM74 103H75V101L73 102V104H72V106L74 105ZM154 103V102H153ZM216 103H217V101H216ZM227 103V102H226ZM228 103H229V100H228ZM231 103V102H230ZM232 103H233V101H232ZM248 102H246V104H247ZM4 104V103H3ZM17 104V105H18ZM23 104V103H22ZM21 104V105H22ZM41 104H44V103H42L41 102ZM48 104V103H47ZM55 104V103H54ZM66 104H67V101H66ZM83 104H85V103H83ZM108 104H110V103H108ZM148 105H149V103H147ZM156 104H158V102L156 103ZM179 104V102H177V105ZM182 104H181V106H182ZM204 104V103H203ZM218 104H219V102H218ZM218 104H217V106H218ZM249 104V103H248ZM247 104V105H248ZM0 105H2L1 103H0ZM15 105V104H14ZM13 105V106H14ZM40 104H38V106H39ZM51 105V104H50ZM69 105V104H68ZM164 105V104H163ZM170 105V104H169ZM180 105V104H179ZM26 106V105H25ZM37 106V107H38ZM46 106V105H45ZM52 106V105H51ZM56 106H57V104H56ZM79 106H83V105H79ZM120 106H121V104H120ZM150 106V105H149ZM149 106H145V107H147V109L149 108ZM152 106V105H151ZM150 106V107H151ZM153 106H154V104H153ZM157 106H159V104L157 105ZM156 106V107H157ZM171 106V107H172ZM212 106V105H211ZM220 106H222L223 107V105L221 104ZM225 106V105H224ZM227 106V105H226ZM237 105H235V107H236ZM0 107H2V111L4 110L3 109V106H0ZM5 107V106H4ZM17 107V106H16ZM20 107V106H19ZM18 107V108H19ZM28 107V106H27ZM36 107V108H37ZM41 107V106H40ZM44 107V106H43ZM59 107V106H58ZM61 107V106H60ZM84 107V106H83ZM82 107V108H83ZM105 107V106H104ZM109 107V106H108ZM107 107V104H106V108L108 109V111L109 110H113V107H112V109H109ZM165 107V106H164ZM168 107V106H167ZM176 107V106H175ZM175 107H173V109H175ZM183 107V106H182ZM181 107V108H182ZM203 107H204V105H203ZM205 107H206V105H205ZM209 107V106H208ZM216 107V106H215ZM238 107V106H237ZM247 107V106H246ZM14 108V107H13ZM25 108V107H24ZM24 108L22 107V112H23V110H24ZM29 108V107H28ZM27 108V109H28ZM31 108V107H30ZM85 108V107H84ZM117 108V107H116ZM121 108V107H120ZM120 108H117L118 109V111L119 112H121L119 109ZM154 108V107H153ZM160 108V107H159ZM161 108H162V106H161ZM178 108V107H177ZM177 108H176V110H177ZM186 109H188L187 108V106L185 107ZM190 108H191V106H190ZM189 108V109H190ZM219 108V107H218ZM221 108V107H220ZM243 108V107H242ZM249 108V107H248ZM6 109V108H5ZM15 109V108H14ZM20 109H21V107H20ZM19 109V110H20ZM32 109V108H31ZM42 109V108H41ZM46 109V108H45ZM55 109V108H54ZM68 109H69V107H68ZM72 109V108H71ZM71 109H69V111L71 110ZM76 109V108H75ZM89 109V108H88ZM91 109V108H90ZM89 109V110H90ZM102 109V108H101ZM123 109V108H122ZM138 109V108H137ZM147 109H146V113H147ZM158 109V108H157ZM168 109V112H169V110H170V112H174V111H171V110H173V109H171L170 107L169 108H167ZM166 109V110H167ZM189 109H188V111H189ZM213 109V108H212ZM225 109V108H224ZM246 109V108H245ZM244 109V111H246ZM262 109V108H261ZM264 109V108H263ZM12 110V109H11ZM18 110V109H17ZM36 110H38V109H36ZM44 110V109H43ZM64 110H66V109H64ZM76 110H80L81 112H82V110L81 109H79L78 107H77V109ZM98 110H100V109H98ZM97 110V111H98ZM105 110V109H104ZM139 110V112H141V110L140 109H138ZM150 110V109H149ZM156 110V109H155ZM161 110V109H160ZM165 109L163 110V111H166ZM179 110H180V107H179ZM183 110H185L184 108H183ZM210 110H211V108H210ZM231 110V109H230ZM250 110V109H249ZM5 111V110H4ZM8 111V110H7ZM6 111V112H7ZM9 111H10V109H9ZM8 111V112H9ZM26 111H28V110H26ZM39 111V110H38ZM67 111V110H66ZM84 111V110H83ZM92 111V110H91ZM95 111V113H97L96 112V109L94 110ZM136 111V110H135ZM152 111H154V110H152ZM151 111V114L153 113H155V112H152ZM158 111V110H157ZM156 111V113H158ZM181 111V110H180ZM209 111V110H208ZM214 110H212V112H213ZM232 111V110H231ZM234 111H236L235 109H234ZM233 111V112H234ZM244 111H243V113H244ZM251 111V110H250ZM259 111H261V110H259ZM259 111H257V110H253V112H257V113H259ZM13 112V111H12ZM11 112V113H12ZM14 112H16V111H14ZM22 112H21V114H22ZM42 112V111H41ZM49 112V111H48ZM68 112V111H67ZM67 112H64L63 113V111H61V119H64V117L62 118V113L64 114V116H65V114H67L68 115V113ZM71 112H74V109L73 110H71ZM100 112H101V110L98 112L99 114H100ZM104 112H106V110L104 111ZM112 112V111H111ZM111 112H108V113H111ZM114 112L116 113L117 111H115L114 110ZM119 112H117V113H119ZM139 112H138V116H139ZM148 112H150V111H148ZM161 112L162 111H160L159 112V114L161 115V116H163L162 114H161ZM176 112V111H175ZM179 112V111H178ZM183 113L185 112V111H182ZM182 112H180V113H182ZM205 112V111H204ZM216 112V111H215ZM230 112V111H229ZM237 112H239V111H237ZM17 113H18V111H17ZM20 113V112H19ZM24 113H26V112H24ZM35 113V112H34ZM46 113V112H45ZM70 113V112H69ZM77 113V112H76ZM78 113H79V111H78ZM85 113V112H84ZM88 113H89V111H88ZM94 113V114H95ZM97 113V114H98ZM102 113V112H101ZM113 113V112H112ZM114 113V114H115ZM132 113V112H131ZM143 112H141V114H142ZM182 113V115H183V117H184V114ZM187 113V112H186ZM216 113H218V111L216 112ZM220 113V112H219ZM236 113V112H235ZM243 113L241 114V115H243ZM4 114V113H3ZM16 114V113H15ZM37 114H39V113H37ZM58 114V113H57ZM57 114H53V115H57ZM59 114H60V112H59ZM71 114V113H70ZM69 114V115H70ZM80 114H82V113H80ZM103 114H105V113H103ZM106 114H107V112H106ZM122 114V113H121ZM126 114V113H125ZM140 114V115H141ZM149 115V114H146V115H149V116H151V119H154L153 117H152V115ZM163 114H165L164 116H166V114L167 113H163ZM176 114H177V112H176ZM176 114H175V118H176ZM189 114V113H188ZM188 114L187 115H185L186 116V118L188 117ZM209 114V113H208ZM213 115H214V113H212ZM230 114H232V112L230 113ZM240 114V113H239ZM247 114V113H246ZM256 114V113H255ZM1 115V114H0ZM11 115H13V114H11ZM32 115V114H31ZM34 115V114H33ZM32 115V116H33ZM48 115V114H47ZM51 115V114H50ZM49 115V116H50ZM66 115V117H68ZM78 115V114H77ZM88 115V114H87ZM90 115H93V114H91L90 113ZM110 115V114H109ZM132 115V114H131ZM130 115V116H131ZM135 115V114H134ZM136 115H137V113H136ZM136 115H135V117H136ZM169 116H166V117H170L172 114H168ZM190 115V114H189ZM192 115H190V119H191V121H192V118H193V116ZM220 115H221V113H220ZM229 115V114H228ZM233 115H234V113H233ZM241 115H238L239 117L241 116ZM254 115V114H253ZM261 115V114H260ZM264 115V114H263ZM5 116H6V114H5ZM9 116V115H8ZM37 116V115H36ZM39 116V115H38ZM72 116V115H71ZM75 116V115H74ZM83 116V115H82ZM81 116V117H82ZM86 116V115H85ZM89 116V115H88ZM88 116H86L85 118H84V116H83V119L84 120H87V118H88ZM93 116H95V115H93ZM99 116V115H98ZM98 116H96V118L98 117ZM106 116H108V115H106ZM112 116L113 117H116L117 116V118L119 117V115H117V114H115V116L112 114ZM111 116V117H112ZM121 116V115H120ZM123 116H124V113H123ZM133 116V115H132ZM149 116L147 117V121H149ZM163 116V117H164ZM172 116H174V114L172 115ZM171 116V117H172ZM196 115L194 116V118L195 119H197L196 117H197ZM203 116H204V114H203ZM215 116V115H214ZM218 116H219V114H218ZM218 116H216V119H217V117ZM223 117L225 116L224 114L222 115ZM255 116V115H254ZM16 117V116H15ZM43 117V116H42ZM48 117V116H47ZM52 117L53 116H51V120H52ZM59 117V116H58ZM100 117H102V115H100ZM99 117V118H100ZM110 117V116H109ZM125 117H129V115H127V116H125ZM125 117H123V119L125 118ZM134 117V118H135ZM146 117H144V115H143V118L146 120ZM156 117V116H155ZM160 117V116H159ZM170 117V118H171ZM179 117H181V116H179ZM200 117V116H199ZM199 117H198V121H199ZM232 117H234V116H232ZM238 117V119H240ZM243 117H247V115H245V116H243ZM251 117V116H250ZM249 117V118H250ZM253 117V116H252ZM261 117H262V115H261ZM261 117H259V118H261ZM37 118V117H36ZM35 118V119H36ZM70 118V117H69ZM80 118V117H79ZM98 118V119H99ZM103 118H104V116H103ZM105 118H107V117H105ZM104 118V119H105ZM120 118V117H119ZM133 118V119H134ZM137 118V117H136ZM141 118V116L139 117V119ZM149 118V119H148ZM157 118V120H158V116L156 117ZM174 118V117H173ZM186 118L184 119V118H182L183 120H186ZM206 118V117H205ZM222 118V117H221ZM236 118H237V115H236ZM258 118V117H257ZM28 119H31V118H29V116L27 117V115L25 116V115H19V117L17 118V119H13V118H6V119H1V121H0V140H4L5 141V139H7V138H10L13 134H16V133H19V134H21V133H23L24 131H25V126H23V124H24V122L26 121V120H28ZM39 119V118H38ZM48 119V118H47ZM58 119H60V117L58 118ZM60 119V120H61ZM78 119V118H77ZM82 119V120H83ZM164 119H165V117H164ZM193 120V122L194 121H196V120ZM214 118H212V120H213ZM223 119V118H222ZM222 119H221V121H222ZM34 120V119H33ZM46 120V119H45ZM69 120V119H68ZM72 120H74L73 119V117H72ZM82 120H81V118H80V121L82 122ZM108 120H110V121H108ZM107 121L108 122H111V119H108ZM115 120H117V122L119 121L118 119H116L115 118ZM115 120H114V124L115 125H117V123H115ZM127 120H129V118H127ZM162 118H161V121H159V122H162ZM181 120V119H180ZM189 119H187V121H188ZM200 120H201V117H200ZM225 120H226V118H225ZM227 120H228V118H227ZM244 120H245V118L243 119V122H244ZM249 120V119H248ZM254 120H255V117H254ZM48 121V120H47ZM47 121H46V126H47ZM50 121V120H49ZM65 121V120H64ZM89 121L90 120H88L87 122H85L84 121V125H85V123H87V125H90V124H88L89 123ZM92 121V120H91ZM90 121V122H91ZM93 121H94V119H93ZM104 121V120H103ZM102 121V119H101V121L100 122H103ZM120 121H121V119H120ZM125 121H126V118H125ZM134 121V120H133ZM138 121H140V120H138ZM151 121V120H150ZM149 121V122H150ZM152 121H154V120H152ZM156 121V120H155ZM165 121H166V119H165ZM164 120H163V122L161 123V125H163V123L165 122ZM167 121H169V120H167ZM166 121V122H167ZM174 122V120L172 119L171 120V123H173ZM179 121V120H178ZM177 120H176V124H177V122H178ZM191 121L189 120V122H188V125H190V123H191ZM210 121H211V119H210ZM209 121V122H210ZM220 121V120H219ZM224 121V120H223ZM232 121V120H231ZM236 121H237V119H236ZM239 121V120H238ZM256 121V120H255ZM259 121H261L260 119H259ZM40 122V121H39ZM42 122V121H41ZM55 122V121H54ZM53 122V123H54ZM66 122H67V119H66V121H65V124H66ZM75 122V121H74ZM129 122H132L131 120L129 121ZM159 122H158V124H157V126L159 125ZM181 122H182V120H181ZM185 122V121H184ZM184 122L183 123H181V126H182V124H184ZM192 122V123H193ZM208 122V121H207ZM216 122V121H215ZM240 123H241V120L239 121ZM239 122H237L238 124H239ZM247 121L245 120V122L244 123H246ZM250 122V121H249ZM29 123V122H28ZM31 123L32 122H30V125H31ZM43 123L45 124V122L43 121ZM43 123H40L39 125H43ZM57 123L59 124L60 123V121H58L57 120ZM56 123V124H57ZM64 123V122H63ZM73 123V122H72ZM92 123V122H91ZM95 123V122H94ZM98 123V122H97ZM113 123H111V124H113ZM121 123H123L122 121H121ZM121 123H119V125L121 124ZM135 123H137V121L135 122ZM141 124H140V126L143 124L142 122H140ZM151 123V122H150ZM168 124V122H167V124L168 125H170L171 127H172V124ZM198 122H196V124H197ZM200 123H201V121H200ZM211 123V122H210ZM210 123H206V125H210ZM225 123H226V121H225ZM227 123H229L228 121H227ZM236 122L234 123V124H237ZM257 123H258V121H257ZM256 123V124H257ZM34 124H35V122H34ZM51 124H52V122H51ZM57 124V125H58ZM71 124V123H70ZM78 125H79V122L77 123ZM76 124V125H77ZM96 124V123H95ZM105 125H106V123H104ZM109 124V123H108ZM111 124H110V126H111ZM127 124H128V122H127ZM130 124V123H129ZM153 124H155V122H153V123H151V126L153 125ZM156 124H155V126H154V128L156 127ZM205 124V123H204ZM220 124H222V123H220ZM219 124V125H220ZM248 124V123H247ZM246 124V125H247ZM250 124V123H249ZM253 124V123H252ZM259 124H262V123H259ZM38 125V124H37ZM37 125H35V126H37ZM57 125H55L56 127H57ZM62 125V124H61ZM61 125H59L57 128H59V127H61ZM68 125V124H67ZM75 125V124H74ZM76 125H75V127H76ZM78 125H77V129L76 130H78ZM100 126L102 125V124H99ZM133 125V124H132ZM131 125V126H132ZM137 125H139V124H137ZM146 125V124H145ZM177 125H179V124H177ZM193 125V124H192ZM211 125H214V123L213 124H211ZM211 125L209 126V127H211ZM241 125H242V123H241ZM240 125V126H241ZM246 125H245V127H246ZM32 126L34 127V125H33V123H32ZM48 126H49V122H48ZM55 126H54V129H53V131L55 130ZM64 126V125H63ZM70 126V125H69ZM118 126V125H117ZM116 126V127H117ZM123 126H125V125H123ZM131 126H129V127H131ZM149 126H150V124H149ZM174 126V125H173ZM187 126V125H186ZM195 126V125H194ZM215 126V125H214ZM213 126V127H214ZM217 126H218V124H217ZM216 126V127H217ZM221 126V125H220ZM230 126V125H229ZM238 126V125H237ZM239 126V129L241 130V127ZM249 126V125H248ZM254 127H255V125H253ZM253 126H252V128H253ZM257 126V125H256ZM261 126H264L263 124L261 125ZM28 127H29V125H28ZM32 127V128H33ZM39 127V126H38ZM44 128H45V126H43ZM92 127H93V125H92ZM94 127H96V125L94 126ZM105 127V126H104ZM104 127H103V129H104ZM120 127V126H119ZM119 127H118V129H117V131L119 130ZM127 127V126H126ZM135 127V126H134ZM142 127H144L145 128V126H144V124H143V126ZM141 127V128H142ZM163 127L165 128L166 126H164L163 125ZM169 127V126H168ZM192 127V126H191ZM197 127V126H196ZM203 127H205L204 125H203ZM224 127H225V125H224ZM227 127H228V125H227ZM245 127H243L242 126V128H243V130H244V128ZM250 127H251V124H250ZM257 127H259V126H257ZM27 128V127H26ZM29 128H31V127H29ZM30 129V130H32V132H30V131H28V133L26 134H22L23 135V137L22 138H25V140H26V142H30V143H38V141H40L41 139H39L38 140V138H39V136L37 137V135L39 134L38 133V131H37V133H34L35 132V128H34V130L33 129ZM82 128H83V125H82ZM84 128H85V126H84ZM90 128H91V126H90ZM102 128V127H101ZM111 129H113V126L112 127H110ZM109 128V129H110ZM114 128H115V126H114ZM137 128V127H136ZM136 128H133L132 127V132L134 131L133 129H136ZM148 129H149V127H147ZM154 128H153V130H154ZM159 129H161V127H158ZM164 128H162L163 130H165ZM176 128H178L177 126H176ZM176 128H174L176 131H177V129ZM184 128H185V125H184ZM193 128V127H192ZM200 129H201V127H199ZM199 128H196L197 129V131H198V129ZM215 128V127H214ZM214 128H204L203 129V131H200L202 134H203V136H195L196 137V139L195 140H193V141H189V145L190 146H192V147H199V146H202V145H205V146H207L208 147V149H207V147H202V148H206L207 150H205L204 152L206 153V155H207V153H210L211 152V150H212V148L214 149V150H216L217 151V149H219V148H226V147H231V149H232V147H234V148H236L239 144H237V145H235L234 143L236 142V141H238L237 140V138H236V141H235V139L233 138L234 136H235V134H234V136L232 135V136H229V135H227V133L230 131H225V130H223V129H219V127L217 128V129H219V130H213ZM230 128V127H229ZM36 129H38V128H36ZM97 129H98V125H97ZM97 129H95L94 128V130H97ZM108 129V130H109ZM121 129V128H120ZM146 129V128H145ZM151 129H152V127H151ZM171 129H173V128H171ZM181 129V128H180ZM199 129V130H200ZM226 129V128H225ZM249 130H250V128H248ZM255 129H256V127H255ZM259 129V128H258ZM29 130V129H28ZM44 130V129H43ZM46 130V129H45ZM50 130H52L51 128H49V131ZM79 130H82L81 128H79ZM85 130H86V128H85ZM84 130V131H85ZM93 130V129H92ZM106 130V129H105ZM123 130H124V128H123ZM127 130V128L124 130V131H126ZM129 130V129H128ZM152 130V131H153ZM158 130V129H157ZM175 130H173V132L175 131ZM178 130H179V128H178ZM182 130H183V128H182ZM181 130V131H182ZM227 130V129H226ZM248 130V131H249ZM261 130V129H260ZM259 130V131H260ZM52 131V132H53ZM83 130H82V132H84ZM88 131H89V127H88ZM91 131V130H90ZM90 131H89V133H90ZM104 131V130H103ZM110 131V130H109ZM114 131V130H113ZM120 131H122V130H120ZM151 131V130H150ZM162 131V130H161ZM169 131H170V127H169ZM168 129H167V136L169 135L168 134ZM176 131H175V133H173V134H175L174 136H173V138H170L168 141H166L165 139V142H163V141H160L161 143L163 142V147L162 146H157L158 145V143H156V142H154V146L152 147V149L153 148H160L161 149V151L164 149V148H170V150H171V152L169 151L167 154L166 153H164V154H166L165 156H166V159H164V161L166 162V166H168L169 167V169H170V171H166L165 172V176L168 174V173H171V172H175L176 170V168H175V166H174V170L172 169V163H170V162H167V161H169V160H173V159H175V158H177V157H180L181 155H182V152H184V151H181V155H180V153L178 152V150L181 148V147H183L184 146V144H183V142L181 141V139H183L184 138V136H182V135H179V136H177L176 137ZM184 131V130H183ZM182 131V132H183ZM185 131H186V129H185ZM188 129H187V133H188ZM197 131H196V134H198L197 133ZM237 131V130H236ZM39 132H41L40 131V129H39ZM48 132V131H47ZM51 132V133H52ZM92 132V131H91ZM94 132V131H93ZM96 132V131H95ZM107 132V131H106ZM111 132L112 131H110V133H109V135L111 134ZM116 132V131H115ZM131 132V133H132ZM144 132H146V133H144ZM160 131L158 130V133H159ZM172 132V131H171ZM195 132V128H194V130H193V133ZM231 132V131H230ZM232 132H234L233 131V128H232ZM231 132V133H232ZM241 132V134H242V131H240ZM244 132V131H243ZM252 132V131H251ZM81 133V132H80ZM85 133V132H84ZM84 133H83V135H84ZM119 133V132H118ZM123 133V132H122ZM127 133V132H126ZM149 131H143V130H140V128H139V130L138 131H135V135H132L134 138H133V140H135L134 142H136V139H138L139 137H145V136H147L146 134H148V136H149ZM153 133V132H152ZM154 133H156V130L154 131ZM164 133H165V131H164ZM215 133H217V134H215ZM249 133V132H248ZM255 133L257 134V132L255 131ZM44 134V133H43ZM48 134H49V132H48ZM96 134H98V132L96 133ZM114 134V133H113ZM117 134V133H116ZM129 134V133H128ZM162 134H163V132H162ZM161 134V132H160V135H159V137L161 136H164V135H162ZM179 134V133H178ZM182 134V133H181ZM186 134V133H185ZM212 134V135H211ZM230 134V133H229ZM233 134V133H232ZM18 134H16V136H17ZM39 135H41V133L39 134ZM46 135H47V133H46ZM91 135H92V133H91ZM95 135V134H94ZM99 135H100V131H99ZM101 135H102V133H101ZM112 135V134H111ZM110 135V136H111ZM157 135V134H156ZM156 135H155V137H156ZM171 135H172V133H171ZM195 135V134H194ZM16 136H15V138H16ZM80 135H78V137H79ZM103 136L105 137V133H103ZM115 136V135H114ZM114 136H113V138H114ZM117 136H120V134L119 135H117ZM122 136V135H121ZM128 136V135H127ZM131 136V137H132ZM170 136V135H169ZM13 137V136H12ZM44 137V136H43ZM46 137V136H45ZM72 137V136H71ZM74 137V136H73ZM86 137H88V136H86ZM86 137H84V138H86ZM90 137V136H89ZM92 137V136H91ZM98 136H96V138H97ZM116 137V136H115ZM151 137V136H150ZM153 137V136H152ZM239 137V136H238ZM242 137H243V135H242ZM14 138V137H13ZM12 138V139H13ZM21 138V137H20ZM20 138L18 137L17 138V141L18 140H20ZM47 138H48V136H47ZM77 138V137H76ZM80 138V137H79ZM107 140H110L111 141V139H112V137H108L107 136ZM122 138H124V136L122 137ZM129 138V137H128ZM127 138V139H128ZM154 138V137H153ZM167 138V137H166ZM244 138V137H243ZM250 138V139H249ZM45 139V138H44ZM72 139V138H71ZM88 139V138H87ZM86 139V140H87ZM106 139V138H105ZM116 139H121V137L120 138H117L116 137ZM115 139V140H116ZM140 139V138H139ZM156 139V138H155ZM154 139V140H155ZM162 139V138H161ZM191 139V138H190ZM194 139V138H193ZM239 139V138H238ZM22 140V139H21ZM20 140V141H21ZM28 140V141H27ZM54 140V139H53ZM52 139H51V142L53 141ZM63 140H64V138H63ZM83 140V139H82ZM97 140V139H96ZM103 140V139H102ZM142 140V139H141ZM141 140H139L140 142H141ZM186 140V139H185ZM188 140V139H187ZM240 140V139H239ZM246 140V139H245ZM248 140H250V141H255V142H258V141H260V142H263L264 141V137H262L261 135H259V136H250V134H249V136H248ZM10 141V140H9ZM12 141V140H11ZM16 141V142H17ZM46 141V140H45ZM48 141L50 142V139L48 138ZM76 141V140H75ZM89 141V140H88ZM124 141V140H123ZM126 141V143H124L123 142V144H127V140H125ZM148 141V140H147ZM243 141V140H242ZM241 141V142H242ZM2 141H0V149H1V147H3V146H5V144L7 143V141H6V143L5 144H3V143H1ZM14 142H15V140H14ZM15 142V144H17ZM22 142V141H21ZM23 142H24V140H23ZM57 143H58V140L56 141ZM59 142L61 143L62 141H60L59 140ZM73 142H74V139H73ZM83 142H85V141H83ZM95 142V141H94ZM98 142V141H97ZM104 142L106 143V141L104 140ZM109 142V141H108ZM113 142V141H112ZM115 142V141H114ZM133 142V143H134ZM139 142V143H140ZM143 142H145L144 140H143ZM151 142H152V140H151ZM240 142V141H239ZM254 142V143H255ZM9 144H11V143H13V142H8ZM25 143V142H24ZM24 143H22V144H24ZM41 143H43V142H41ZM68 143V142H67ZM76 143V142H75ZM75 143H73V144H75ZM96 143V142H95ZM116 143V142H115ZM121 143V142H120ZM138 143V142H137ZM160 143V144H161ZM187 143V142H186ZM14 144V145H15ZM39 144V143H38ZM44 144H45V142H44ZM49 144V143H48ZM55 144V143H54ZM79 144V143H78ZM88 144V143H87ZM109 144V143H108ZM110 144H112L111 142H110ZM129 144V143H128ZM141 144H142V142H141ZM182 144H183V146H182ZM248 144V143H247ZM250 144V143H249ZM260 144V143H259ZM12 145V144H11ZM10 145V146H11ZM41 145V144H40ZM66 145V144H65ZM67 145H69V144H67ZM77 145V144H76ZM81 145H82V143H81ZM91 145V144H90ZM92 145H93V143H92ZM97 145V144H96ZM116 145V144H115ZM135 145V144H134ZM138 145V144H137ZM188 145V144H187ZM214 145H218V147L217 148H214ZM244 145V144H243ZM8 146V145H7ZM23 146H25V145H23ZM35 146V145H34ZM53 146V145H52ZM55 146V145H54ZM70 147H72L71 145H69ZM79 146V145H78ZM87 146V145H86ZM100 146V145H99ZM127 146V145H126ZM130 146H131V144H130ZM147 146V145H146ZM146 146H144V148L146 147ZM150 146V145H149ZM156 146V147H155ZM190 146H188L189 148H190ZM209 146H212V148H211V150H210V147ZM240 146V145H239ZM246 146V145H245ZM248 146V145H247ZM253 146V144L251 145V147ZM11 147H13V145L11 146ZM10 147V148H11ZM16 147H17V145H16ZM15 147V148H16ZM19 147V146H18ZM26 148H29V147H32V145H29V146H25ZM43 147H44V145H43ZM42 147V148H43ZM45 147L47 148V146L45 145ZM60 147H61V145H60ZM66 147V146H65ZM83 147V146H82ZM104 147H105V145H104ZM113 147H114V145H113ZM119 147V146H118ZM117 147V148H118ZM121 147V146H120ZM123 147V146H122ZM242 147V146H241ZM256 147H258V146H256ZM259 147H263V146H259ZM5 148V147H4ZM55 148H56V146H55ZM75 148V147H74ZM74 148H73V150H74ZM81 148V147H80ZM110 148H112V147H110ZM115 148V147H114ZM143 148V149H144ZM151 148V147H150ZM12 149V148H11ZM11 149H10V151H11ZM32 149V148H31ZM38 149V148H37ZM52 149H54V147L52 148ZM57 149V148H56ZM59 149V148H58ZM63 149H64V147H63ZM68 149H69V147H68ZM70 149H72V148H70ZM83 149H85V147L83 148ZM83 149H81V151L83 150ZM89 149V148H88ZM105 149V148H104ZM107 149H109V145H108V148ZM140 147L138 148V150H137V152H133V151H131L130 149H124L123 148V150H120V151H118L117 153H108V156L107 157H103L102 155V157L103 158H100V159H97L96 161L94 160L93 162H86V163H82V164H80L79 163V165H78V168L76 169V167H75V169H74V165H72L73 166V170H75V171H71L72 170V168H71V166H70V168L71 169H69V168H67L68 170H70L71 171V173H67V172H64L63 170H61V171H59V173L58 174H56L55 173V175H57L59 178L61 177L62 179H67V176L69 175L70 177H76V179L77 180H81V182L80 181H78V182H80L79 184L81 185V183H82V185H83V187H84V185L89 181V179H90V177H97V178H99V179H97V180H100V177L102 178V180L101 181H105L104 182V184H103V186H102V188H100V191L95 195L96 197H97V199H87V202L89 203V205L87 206V208L85 209L84 208V206H81L80 204H78V205H80L81 206V208H84L85 210L83 211H79V212H81V213H79L78 215H69V214H67V213H69L70 212V210L67 212V213H65L68 209H66V211H64L60 206L57 208V207H55L54 205H55V203L57 204V202L58 201H61V203L63 202V201H65V200H67V199H69L70 197H66L64 194L65 193H60V195L59 196H57V197H54V198H50L49 196L51 195V190H40L39 188H36V186H35V188L34 189H31V190H29L27 193H23V192H21V191H8V192H4L3 191V193H0V246L2 245V244H4L5 243V241H6V238H7V235L10 233V232H12L13 231V229H17L18 227L17 226H15L16 224H11L10 222L12 221L11 220V218H9V216H10V214L9 215H1L2 213H3V211H5V208L7 207V209L8 208H10V207H12L14 210H15V212H16V210H20L21 211V215H22V219H21V217H20V219H19V221H17L18 222V224L22 227H25L26 229L25 230H27V232L28 233H33V231L35 232V233H37V234H40L39 235V238H37V236H35L36 237V239H38L37 240V242L39 243V246L41 245V246H43V245H46V244H49V243H51V244H57L55 247L56 248H58L59 250H63V253L64 254H67L68 252H70L72 249L73 250H78V249H80V250H85V249H90L91 247H90V245H91V243L93 242V241H91L90 242V240L88 239L89 237L88 236H86V233H87V231H86V229L88 228L89 229V227L87 226V224H84L85 223V220L83 221L84 223H82V222H79L78 221V223H77V221H76V219L79 217V216H86V220L88 219V216H90L91 217V215H94L93 216V220H94V217L97 215V214H99V212H102V211H107L108 213L110 212L111 214H113L114 216H115V214H117V213H124V212H127L128 214L130 213V214H132V216L133 217H136L137 215H138V213L139 212H141L144 208H146L147 206H150L151 205V202H147L146 203V200L144 201H142V200H138L137 198H138V196H137V193H136V189L140 192L141 190V188H146V186H147V184L146 185H144V181L143 180H146V179H148V177H149V179L151 180V178L153 177V175H152V177L150 178V176H147V174H149V172L152 170V169H155V168H157V166H158V162L159 161H156L155 163H148L147 165H145V166H141L140 167V169H137L136 167H135V169H137V170H123V171H121L122 173L120 174V176L117 178V179H111L110 180V182H108V181H106L107 180V178L106 177H103L104 175H101V171H100V167L101 166H99V164H100V162H105V163H107V164H109L110 163V161H113V163H114V161L115 160H121V162L123 161L122 159H124L125 157H128V156H130V155H132V154H142V153H144L145 151L144 150H142V149H140ZM200 150H201V148H199ZM240 149V148H239ZM243 149V148H242ZM247 148H245V151H247L246 150ZM248 149H249V147H248ZM257 149H259V150H261L260 148H257ZM256 148H255V152H256V150H257ZM263 149V148H262ZM2 150V149H1ZM6 149H4V151H5ZM23 150V149H22ZM21 149H19V150H16L14 153H21V151H22ZM39 150L40 151H37L38 152V154H39V152H41V149L39 148ZM43 150H44V148H43ZM45 150H47V149H45ZM51 150V149H50ZM55 150V149H54ZM75 150H78V149H76L75 148ZM80 150V149H79ZM86 150V149H85ZM93 150V149H92ZM96 150H98V149H96ZM103 150V149H102ZM114 150V149H113ZM145 150H147V149H145ZM184 150H186V148L184 149ZM188 150V149H187ZM195 150V149H194ZM198 149H196V151H197ZM203 150V149H202ZM202 150H201V152H202ZM209 150V151H208ZM220 150V149H219ZM251 150V149H250ZM8 151H9V149H8ZM48 151V150H47ZM70 151H72V150H70ZM94 151V150H93ZM92 151V152H93ZM107 150H105V152H106ZM109 151V150H108ZM107 151V152H108ZM116 151H117V149H116ZM177 151V152H176ZM191 150H189V152H190ZM208 151V152H207ZM229 151V150H228ZM228 151L226 152V153H224V156L228 153ZM238 151V150H237ZM243 151V150H242ZM24 152V151H23ZM30 152V151H29ZM43 152V151H42ZM46 152V151H45ZM49 152V151H48ZM61 152H62V150H61ZM64 157H65V155H66V153H65V149H64ZM67 152V151H66ZM74 152V151H73ZM86 152H88V150H86ZM89 152H90V150H89ZM154 152V151H153ZM186 152V151H185ZM185 152H184V155L183 156H185ZM188 152V151H187ZM187 152H186V154H187ZM195 152V151H194ZM198 152V151H197ZM220 152V151H219ZM222 152H223V150H222ZM254 152V154H256V153H260V152H256L255 153ZM263 152H264V149H263ZM4 153V152H3ZM28 153V152H27ZM31 153H34V151L33 152H31ZM77 153H78V151H77ZM102 153V152H101ZM155 153H158L159 154V151H157V152H155ZM193 153V152H192ZM203 153V152H202ZM201 153V154H202ZM217 153H218V151H217ZM230 153H232V151H230L228 154H230ZM234 153V152H233ZM246 153V152H245ZM244 153V154H245ZM247 153H248V151H247ZM246 153V154H247ZM253 153V151L250 153V154H252ZM11 154V153H10ZM30 154V153H29ZM69 154V153H68ZM72 154V153H71ZM70 154V155H71ZM74 154V153H73ZM72 154V155H73ZM149 154H150V152H149ZM162 154V153H161ZM194 154H196V153H194ZM198 155H200L201 156V154H199V153H197ZM221 154V153H220ZM249 154V153H248ZM249 154V155H250ZM264 154V153H263ZM3 155V154H2ZM2 155L0 154V158L2 157ZM5 155V154H4ZM19 155H21V154H19ZM23 155V154H22ZM33 154H31V156H32ZM37 155V154H36ZM36 155H34V156H36ZM69 155V156H70ZM75 155V154H74ZM163 155V154H162ZM180 155V156H179ZM192 155V154H191ZM203 156H204V154H202ZM205 155V156H206ZM217 155V154H216ZM234 155V154H233ZM233 155H230V156H233ZM236 155H237V152H236ZM249 155H248V157H249ZM258 155V154H257ZM256 155V156H257ZM7 156V155H6ZM14 156V155H13ZM13 156H10L9 155V158L10 157H12L11 158V160H14L13 159ZM16 156V155H15ZM14 156V157H15ZM18 156V155H17ZM16 156V157H17ZM26 156H28V158L30 159V157H29V155H26ZM38 156V155H37ZM100 156V155H99ZM143 156V155H142ZM159 156V155H158ZM203 156H201V157H203ZM211 157H210V159L212 158V155H210ZM215 156V155H214ZM219 156V155H218ZM223 158H224V156L223 155H221ZM238 156L239 155H237V157L236 158H238ZM241 156V155H240ZM240 156H239V160H240ZM251 156V155H250ZM253 156V155H252ZM260 156V155H259ZM22 157V156H21ZM134 157V156H133ZM140 157V156H139ZM144 157V156H143ZM147 157V156H146ZM150 157V156H149ZM149 157H147V158H149ZM156 157V156H155ZM187 157V156H186ZM186 157H184V158H186ZM215 157H217V156H215ZM226 157H229V155L228 156H226ZM244 157V156H243ZM246 157V156H245ZM8 158V159H9ZM18 158V157H17ZM20 158V157H19ZM23 158H24V156H23ZM34 158V157H33ZM33 158H31V159H33ZM39 158H40V156H39ZM71 158V157H70ZM77 158V157H76ZM146 158V159H147ZM160 158H162V157H160ZM164 158V157H163ZM162 158V159H163ZM195 158V157H194ZM253 158H256V157H253ZM261 158V157H260ZM16 159V158H15ZM25 159V158H24ZM28 159V160H29ZM42 159V158H41ZM135 159H137L136 157H135ZM133 160V162H135L136 160ZM139 159V158H138ZM137 159V160H138ZM151 159H152V156H151ZM150 159V160H151ZM155 159V158H154ZM157 160H158V157L156 158ZM162 159H161V161H162ZM188 159V158H187ZM196 159V158H195ZM201 159V158H200ZM205 159H207L206 157H205ZM204 159V160H205ZM213 159H215L214 157H213ZM242 159V158H241ZM1 160V159H0ZM3 160V159H2ZM22 160V158H20V160H19V162ZM40 160V159H39ZM66 160V159H65ZM64 160V161H65ZM77 160V159H76ZM179 160H181V159H179ZM184 160V159H183ZM191 160H192V158H191ZM194 160V159H193ZM212 160V159H211ZM216 160V159H215ZM221 160H222V158H221ZM224 160V159H223ZM226 160V159H225ZM230 160V159H229ZM244 160V159H243ZM255 160V159H254ZM8 161V160H7ZM7 161H6V163H7ZM59 161V160H58ZM116 161V162H117ZM155 161V160H154ZM164 161H163V163H164ZM177 161V160H176ZM185 161H187V160H185ZM195 161V160H194ZM209 161V160H208ZM213 161V160H212ZM218 161H219V159H218ZM261 161H262V159H261ZM23 162V161H22ZM31 162H32V160H31ZM66 162V161H65ZM120 162V161H119ZM118 162V163H119ZM120 162V163H121ZM142 162H143V160H142ZM172 162V161H171ZM205 162V161H204ZM204 162H203V164H204ZM231 162L232 161H230V165H231ZM237 162V161H236ZM244 162V161H243ZM252 162V161H251ZM254 162V161H253ZM258 162V161H257ZM0 163H2V161L0 162ZM4 163V162H3ZM9 163H11V161H9ZM25 163H26V159H25ZM55 163V162H54ZM112 163V162H111ZM128 164H130L131 162L129 161V162H127ZM140 163V162H139ZM187 163L188 162H186V164L185 165H187ZM196 163V162H195ZM199 163V162H198ZM213 163V162H212ZM218 163V162H217ZM219 163H220V161H219ZM247 163V162H246ZM263 163H264V161H263ZM16 164V163H15ZM23 164H24V162H23ZM29 163L27 162V165H28ZM37 164V163H36ZM39 164V163H38ZM37 164V165H38ZM43 164V163H42ZM46 164H48V163H46ZM52 164V163H51ZM57 164V163H56ZM74 164V163H73ZM138 164V163H137ZM143 163H141V165H142ZM183 164V163H182ZM207 164V163H206ZM228 164V163H227ZM226 164V165H227ZM235 164V163H234ZM233 164V165H234ZM254 164V163H253ZM252 164V165H253ZM255 164H259L260 165V163H255ZM2 165V164H1ZM5 165V164H4ZM7 165V164H6ZM19 165H20V163H19ZM40 165H41V163H40ZM44 165H45V163H44ZM58 165V164H57ZM76 165V164H75ZM104 165V164H103ZM132 165V164H131ZM144 165V164H143ZM160 165V164H159ZM179 165H180V163H179ZM200 165H201V163H200ZM205 165V164H204ZM208 165V164H207ZM247 165V164H246ZM252 165L250 166L251 167V169H252ZM17 166V165H16ZM46 166H48V165H46ZM69 166V165H68ZM188 166V165H187ZM206 166V165H205ZM236 167H237V163H236V165H235ZM242 167H243V164L241 165ZM241 166H239V167H241ZM264 166V165H263ZM1 167V166H0ZM7 167V166H6ZM14 168H15V166H13ZM18 167V166H17ZM25 167V166H24ZM26 167H28V166H26ZM25 167V168H26ZM45 167V166H44ZM50 167V166H49ZM104 167V166H103ZM106 167V166H105ZM110 167V166H109ZM120 167V166H119ZM181 167V166H180ZM194 167V166H193ZM208 167V166H207ZM213 167V166H212ZM214 167H215V165H214ZM249 167V168H250ZM253 167H254V165H253ZM9 168H11V167H9ZM19 168H20V166H19ZM51 168V167H50ZM102 168V167H101ZM114 168H116V167H114ZM114 168H112V169H114ZM162 168V167H161ZM164 168V167H163ZM248 167L246 168V170L247 169H249ZM256 168L258 169V167L256 166ZM260 168H261V165H260ZM6 169V168H5ZM16 169V168H15ZM22 169V168H21ZM29 169V168H28ZM39 169V168H38ZM43 169V168H42ZM48 169V168H47ZM129 169V168H128ZM185 169V168H184ZM191 169V168H190ZM257 169H256V171H257ZM7 170H8V172H9V169L7 168L6 169V172H7ZM17 170H18V168H17ZM33 170V169H32ZM31 169H30V172L32 171ZM52 170V169H51ZM115 170V169H114ZM158 170V169H157ZM164 171H165V169H163ZM179 170V169H178ZM195 170V169H194ZM206 170V169H205ZM208 170V169H207ZM216 170V169H215ZM220 170V169H219ZM226 170V169H225ZM225 170H220V174H219V176L220 175H222L221 174V172L223 173V175H224V171ZM234 170H235V168H234ZM254 170V169H253ZM252 170V171H253ZM11 171H12V169H11ZM15 171V170H14ZM26 171V170H25ZM35 171V170H34ZM55 171V170H54ZM111 171V170H110ZM156 171V170H155ZM184 171V170H183ZM189 171V170H188ZM217 171V170H216ZM233 171V170H232ZM18 172H19V170H18ZM37 172H38V170H37ZM69 172V171H68ZM118 172V171H117ZM203 172V171H202ZM201 172V173H202ZM234 172V171H233ZM11 173V172H10ZM9 173V174H10ZM36 173V172H35ZM41 172H39L38 174H40ZM162 173V172H161ZM190 173L192 174V169H191V171H190ZM201 173H199L200 175H202ZM205 173V172H204ZM212 173V172H211ZM229 173V172H228ZM243 173H244V170H243ZM245 173H247V172H245ZM252 173H254V171L252 172ZM2 174H4V176H5V173H2ZM7 174V173H6ZM34 174V173H33ZM33 174H31V175H33ZM53 171H51L50 172V170H48V171H46L42 176H40L39 178H38V180H37V184H43V185H47V184H50V182L52 181V180H54L53 178L55 177V175L53 174ZM213 174H215L216 175V172L215 173H213ZM263 174V173H262ZM23 175H25L24 174V172H23ZM36 175V174H35ZM72 175V176H71ZM119 175V174H118ZM150 175V174H149ZM187 175V174H186ZM193 175V174H192ZM204 175V174H203ZM222 175V176H223ZM243 175V174H242ZM246 175V174H245ZM250 175V174H249ZM258 175V174H257ZM256 175V176H257ZM3 175H1V177H2ZM7 176H8V174H7ZM110 176V175H109ZM155 176V175H154ZM173 176L174 175H172V176H169L167 179L165 178V180H166V182H164V184L160 187V185H158L159 187H158V189L156 190V194H158V195H163V194H166V190H167V188H169L170 187V183H171V185L173 186V182L174 181H177V178H179V177H177L175 180L173 179ZM197 176V175H196ZM213 176V175H212ZM218 176V175H217ZM228 176H230L229 174H228ZM251 176V175H250ZM249 176V177H250ZM253 176V175H252ZM264 176V175H263ZM6 177V176H5ZM27 177V176H26ZM33 177V176H32ZM37 177V176H36ZM57 177V178H58ZM184 177V176H183ZM187 177V176H186ZM198 177V176H197ZM204 177H205V175H204ZM226 176H224V178H225ZM243 177V176H242ZM260 177V176H259ZM258 177V178H259ZM24 178V177H23ZM31 178V177H30ZM60 178V179H61ZM91 178V179H92ZM112 178V177H111ZM116 178V177H115ZM180 178L181 179H183L181 176H180ZM202 178V177H201ZM228 178V177H227ZM253 178V177H252ZM257 177H256V179H258ZM261 178V177H260ZM25 179V178H24ZM61 179V180H62ZM153 179V178H152ZM156 179H161V178H156ZM185 179V178H184ZM186 179H188V178H186ZM191 179V178H190ZM205 179V178H204ZM221 179V178H220ZM222 179H223V177H222ZM255 179V177H254V180H256ZM262 179H264V178H262ZM12 180V179H11ZM14 180V179H13ZM12 180V181H13ZM17 180H19V179H17ZM58 180V179H57ZM75 180V179H74ZM113 180V181H112ZM116 180V181H115ZM162 180H163V177H162ZM189 180V179H188ZM192 180V179H191ZM201 180V179H200ZM217 180H219V179H217ZM225 180V179H224ZM250 180V179H249ZM69 181V180H68ZM68 181H66V182H68ZM72 181V180H71ZM152 181V180H151ZM155 181V183H156V180H154ZM161 181V180H160ZM184 181H186V180H184ZM194 181V180H193ZM203 181V180H202ZM243 181V180H242ZM241 181V182H242ZM251 181H252V179H251ZM257 181V180H256ZM261 181V180H260ZM10 182V181H9ZM32 182V181H31ZM65 182V181H64ZM74 183H75V181H73ZM72 182V183H73ZM91 182V181H90ZM102 182V183H103ZM139 182H143V186H139L138 185V183ZM149 182V181H148ZM147 181H146V183H148ZM178 182H179V180H178ZM195 182V181H194ZM197 182H199V181H197ZM216 182V181H215ZM218 182V181H217ZM250 182V181H249ZM248 182V183H249ZM255 182V181H254ZM1 183H3V182H1ZM8 183V182H7ZM20 183V182H19ZM60 183V182H59ZM77 183V182H76ZM75 183V184H76ZM96 183V182H95ZM94 183V184H95ZM101 183V184H102ZM162 183V182H161ZM188 183V182H187ZM200 183V182H199ZM218 183H220V180H219V182ZM226 183V182H225ZM245 183H247L246 181H245ZM54 184V183H53ZM62 184H63V181H62ZM74 184V185H75ZM79 184H78V186H79ZM142 183H140V185H141ZM149 184H151V183H149ZM158 184H159V181H158ZM197 184V183H196ZM217 184V183H216ZM220 184H222V182L220 183ZM241 184V183H240ZM258 184V183H257ZM6 185V184H5ZM4 185V187H6ZM25 185V184H24ZM55 185L56 186H58L56 183H55ZM60 185V184H59ZM65 185V184H64ZM92 185V184H91ZM153 185V184H152ZM152 185H151V188H152ZM176 185H177V183H176ZM178 185H180L179 183H178ZM250 185V184H249ZM253 185V183L251 184V186ZM256 185V184H255ZM254 185V186H255ZM261 185V184H260ZM3 186V185H2ZM1 186V187H2ZM13 186V185H12ZM48 186V185H47ZM53 186V185H52ZM77 186V187H78ZM93 186V185H92ZM154 186V185H153ZM156 186V185H155ZM188 186H189V184H188ZM193 186V185H192ZM222 186V185H221ZM220 186V187H221ZM223 186H224V184H223ZM241 186V185H240ZM248 186V185H247ZM264 186V185H263ZM17 187V186H16ZM19 187V186H18ZM27 187H28V185H27ZM39 187V186H38ZM45 187V186H44ZM60 187V186H59ZM58 187V188H59ZM76 187V186H75ZM76 187V188H77ZM174 187H175V185H174ZM184 187H185V185H184ZM187 187V186H186ZM191 187V186H190ZM189 187V188H190ZM258 187H260V186H258ZM262 187V186H261ZM260 187V188H261ZM9 188V187H8ZM53 188V187H52ZM62 188V187H61ZM98 188V187H97ZM140 188V189H139ZM150 187H149V185H148V189H149ZM154 188V187H153ZM177 188V187H176ZM248 188V187H247ZM247 188H245V190L247 189ZM250 188V187H249ZM253 188V187H252ZM21 189V188H20ZM29 189V188H28ZM46 189V188H45ZM48 189H49V187H48ZM63 189V188H62ZM93 189V188H92ZM172 189H175V188H172ZM171 189V190H172ZM184 189V188H183ZM188 189V188H187ZM257 190L256 191H258V188H256ZM264 189V188H263ZM6 190V189H5ZM9 190V189H8ZM60 190V189H59ZM64 190V189H63ZM135 190V191H134ZM170 190V191H171ZM253 190V189H252ZM57 191V190H56ZM137 191V192H138ZM148 191V190H147ZM146 191V192H147ZM150 191V190H149ZM153 192H155L154 190H152ZM173 191V190H172ZM179 191H181V189L179 190ZM247 191V190H246ZM246 191H245V193H246ZM249 191V190H248ZM260 191H261V189H260ZM259 191V192H260ZM134 192H135V194H136V196H137V198L135 197V194H134ZM138 192V193H139ZM145 192V191H144ZM146 192H145V195H146ZM244 192V191H243ZM250 192H251V194H253L252 193V191L250 190ZM254 192V191H253ZM258 192V193H259ZM264 192V191H263ZM141 194H142V191L140 192ZM176 193V192H175ZM185 193V192H184ZM187 193V192H186ZM223 193H224V191H223ZM229 193V192H228ZM236 193V192H235ZM234 193V194H235ZM238 193V192H237ZM240 193V192H239ZM255 193V192H254ZM257 193V192H256ZM150 194V193H149ZM148 194V195H149ZM168 194V193H167ZM170 194H171V192H170ZM247 194V193H246ZM38 195H40L39 197H37ZM86 195H87V193H86ZM93 195H94V193H93ZM144 195V194H143ZM151 195V194H150ZM180 195V194H179ZM182 195V194H181ZM222 195V194H221ZM232 195V194H231ZM239 195V194H238ZM264 195V194H263ZM154 196V195H153ZM240 196H244V194L243 195H241L240 194ZM253 196V195H252ZM74 197V196H73ZM139 197H141V196H139ZM147 197V196H146ZM184 197V196H183ZM236 197V196H235ZM245 197V196H244ZM244 197H242V198H244ZM249 197V196H248ZM89 198H91V197H89ZM155 198V197H154ZM158 198V197H157ZM166 198H168L167 196H166ZM174 198V197H173ZM220 198H223V196L222 197H220ZM219 198V199H220ZM224 198H226V197H224ZM232 198V197H231ZM231 198H228V199H231ZM246 198V197H245ZM261 197H259V199H260ZM79 199V198H78ZM81 199V198H80ZM79 199V200H80ZM145 199V198H144ZM148 199H151V198H148ZM147 199V200H148ZM162 199V198H161ZM164 199V198H163ZM162 199V200H163ZM170 199V198H169ZM180 199V198H179ZM188 199V198H187ZM227 199V198H226ZM233 199V198H232ZM248 199V198H247ZM256 199V198H255ZM263 200H264V198H262ZM71 199H69V201H70ZM73 200V199H72ZM71 200V201H72ZM76 200H77V198H76ZM75 200V201H76ZM89 200V201H88ZM162 200H160L161 201V203H162ZM183 200V199H182ZM189 200V199H188ZM215 200H218V199H215ZM246 200V199H245ZM70 201V203H72ZM141 201H142V203H141ZM168 201V200H167ZM185 201H187V200H185ZM248 201V200H247ZM255 201V200H254ZM253 201V202H254ZM260 202H261V200H259ZM68 202V201H67ZM81 202L83 203V200H81ZM87 202H85V203H87ZM153 202H154V200H153ZM158 202V201H157ZM164 202V201H163ZM183 202V201H182ZM177 203L176 202V200H175V203H177V204H175V205H172L173 207L171 208V210H172V212L174 213H176L177 211H179V216H181L180 214L181 213H183V212H185V211H187V213L189 214V215H191V213L193 212V206H190L188 203ZM214 202V201H213ZM218 202V201H217ZM220 202V201H219ZM223 202V201H222ZM226 202V201H225ZM233 202V201H232ZM66 203V202H65ZM69 203V202H68ZM67 203V204H68ZM73 203H75V202H73ZM85 203H83V204H85ZM239 203V202H238ZM241 203V202H240ZM244 203V202H243ZM249 203V202H248ZM259 203V202H258ZM163 204V203H162ZM172 204V203H171ZM231 204V203H230ZM41 206L40 208H43L42 206H44V214H42V219H41V217H40V219H35V217H32V215H33V213H35V211H36V209L38 208V206ZM58 205V204H57ZM69 205V204H68ZM141 205H143L144 206V208L141 206ZM165 205V204H164ZM216 205V204H215ZM64 206V205H63ZM72 206V205H71ZM70 206V207H71ZM77 206V205H76ZM212 206V205H211ZM229 205H227V207H228ZM85 207H86V204H85ZM152 209L153 208H155L156 207V209H158L157 207H160V206H157V204L154 206V207H152V205L150 206ZM149 207V208H150ZM163 207V206H162ZM166 207V206H165ZM196 207V206H195ZM198 207V206H197ZM213 207V206H212ZM235 207V206H234ZM242 207V206H241ZM11 208V209H12ZM39 208V209H40ZM74 208V207H73ZM77 208V207H76ZM164 208V207H163ZM167 208V207H166ZM205 207H203V209H204ZM210 208V207H209ZM216 208V207H215ZM224 208V207H223ZM232 208V207H231ZM250 208H252V207H250ZM263 208H264V205H263ZM61 209L63 210V211H61ZM78 209V208H77ZM76 209V210H77ZM169 209V208H168ZM219 209H221V208H219ZM244 209V208H243ZM14 210H12V211H14ZM73 210V209H72ZM75 210V211H76ZM155 210V209H154ZM205 210V209H204ZM223 210V209H222ZM240 210H242V209H240ZM251 210H253V209H251ZM250 210V211H251ZM254 210H257V208L256 209H254ZM259 210H261L260 209V207H259ZM263 210V209H262ZM9 211H10V209H9ZM42 211V210H41ZM74 211V210H73ZM168 211V210H167ZM170 211V210H169ZM198 211V210H197ZM212 211V210H211ZM216 211V210H215ZM226 211H227V209H226ZM229 211H231V210H229ZM228 211V212H229ZM244 211V210H243ZM264 211V210H263ZM72 212V211H71ZM154 212V211H153ZM157 212H158V210H157ZM161 212H163V211H161ZM209 211H206V212H202V214L200 215V216H203V217H200V218H198L197 220H194L193 222H194V224L196 225V223H198V222H207L208 221V219L213 215V213H208ZM214 212V211H213ZM217 212H218V210H217ZM225 212V211H224ZM234 212H235V210H234ZM237 212V211H236ZM246 212H247V210H246ZM246 212H245V214H246ZM6 213V212H5ZM14 213V212H13ZM37 213H38V211H37ZM73 213V212H72ZM75 213H78V212H75ZM106 213V212H105ZM126 213V215H128ZM143 213V212H142ZM144 213H146L145 211H144ZM150 213V212H149ZM160 213V212H159ZM219 213H222L221 211L219 212ZM241 213H242V211H241ZM252 213V212H251ZM254 213V212H253ZM256 213V212H255ZM41 214V212L39 211V213H38V215H40ZM154 214V213H153ZM167 214V213H166ZM165 214V215H166ZM239 214V213H238ZM237 214V215H238ZM257 214V213H256ZM260 214V213H259ZM258 214V215H259ZM12 215L13 214H11V217H12ZM101 215H102V213H101ZM103 215H104V213H103ZM143 216V219H142V217H141V221H138V228L140 229V230H138V231H136L137 233L135 234L134 233V236H133V234H132V236H129L128 238H127V236L125 237V238H127V246H128V248H127V250H125V249H122V250H119V251H115V249H117V248H114V247H116L115 245L114 246H112L110 243H112L115 239V236H114V234L117 232V231H115V233L114 234H108V233H106V234H104V235H100L99 237H98V239L100 240V243L95 247V248H93V249H91V250H93V252H95V251H101L102 249L103 250H105L106 251V253H109V252H111V251H114L115 252V255L117 256V258H118V263L119 264H126V261H125V258H127L126 257V255H127V251L128 250H131L130 248H134V249H136V250H145V248H146V246H145V244L143 245V242L144 241H146V240H148V242L149 241H151L152 239H150V238H152L153 236H155V235H153V236H148V235H146V233L148 232V231H146L149 227H150V224H151V220H154L153 218H155V217H153V218H150L149 216L147 217H144V214H142ZM147 215V214H146ZM148 215H150V214H148ZM169 215H170V213H169ZM174 215V214H173ZM197 215H198V213H197ZM234 215H236V214H234ZM233 215V218H235L236 216H234ZM240 216H241V214H239ZM252 215V214H251ZM250 215V216H251ZM253 215H255V214H253ZM257 215V216H258ZM261 215H262V212H261ZM13 216H15V213H14V215ZM37 216V215H36ZM105 216V215H104ZM121 216V215H120ZM154 216V215H153ZM167 216V215H166ZM223 216V215H222ZM249 215L247 216V214H246V217H248V219H250L249 217H250ZM260 216V215H259ZM77 217V218H76ZM97 217V216H96ZM99 217V216H98ZM102 217V216H101ZM107 217V216H106ZM108 217H109V215H108ZM122 217V216H121ZM120 217V218H121ZM128 217H129V215H128ZM127 217V218H128ZM140 217V216H139ZM170 217H171V215H170ZM177 217H178V215L176 216L175 215V217L174 216H172V218H169V219H165V222L163 223V222H161V223H163L161 226H163V225H167L168 223H170V222H172L173 220H175V219H177ZM217 217V216H216ZM244 217V216H243ZM245 217V218H246ZM253 218V220H254V216H252ZM14 218V217H13ZM17 218V217H16ZM19 218V217H18ZM18 218H17V220H18ZM38 218V217H37ZM74 218H75V220H74ZM80 218V217H79ZM100 218V217H99ZM98 218V219H99ZM102 218H104V217H102ZM126 218V219H127ZM158 218H159V216H158ZM214 218V217H213ZM230 218V217H229ZM242 218V217H241ZM257 218V217H256ZM15 219V218H14ZM81 219V218H80ZM83 219V218H82ZM85 219V218H84ZM91 219V218H90ZM89 219V220H90ZM96 219V218H95ZM109 219H110V217H109ZM108 219V220H109ZM112 219V218H111ZM118 219V218H117ZM117 219H115V220H117ZM123 219V218H122ZM125 219V218H124ZM123 219V220H124ZM131 219V218H130ZM133 219V218H132ZM130 220V223L128 224V225H120V228L121 227H124L123 228V231H125L126 232V230H127V227L128 226H134V224L135 223H137L136 221H135V218L133 219V220ZM157 219V218H156ZM243 219V218H242ZM262 219H264L263 218V216H262ZM44 220V221H43ZM119 220V219H118ZM128 220V219H127ZM139 220V219H138ZM227 220V219H226ZM231 220V219H230ZM232 220H234V219H232ZM232 220H231V223H229L230 224V227L232 226L231 224H233V222H232ZM243 220H245V219H243ZM251 220V219H250ZM252 220V221H253ZM261 220V219H260ZM81 221V220H80ZM114 221V220H113ZM112 221V222H113ZM129 221V220H128ZM156 221V220H155ZM181 221V220H180ZM185 221H186V219H185ZM215 221H217V219L215 220ZM221 221V220H220ZM224 221V220H223ZM235 221H236V218H235ZM246 221V220H245ZM16 222V223H17ZM88 222V221H87ZM96 222V221H95ZM102 222V221H101ZM121 222V221H120ZM190 222V221H189ZM211 222V221H210ZM228 222H229V220L227 221V223H226V225H229L228 224ZM251 222V221H250ZM258 222V221H257ZM40 223H44V224H40ZM103 223H105V221L103 222ZM126 223V222H125ZM154 223V222H153ZM157 223V222H156ZM161 223H157V224H161ZM179 223V222H178ZM183 223V222H182ZM209 223V222H208ZM215 223V222H214ZM214 223H212V224H214ZM241 223V222H240ZM243 223V222H242ZM246 223V222H245ZM245 223H244V225H245ZM252 223V222H251ZM36 224H38V225H40V226H37ZM92 224V223H91ZM97 224H98V221H97ZM106 224H107V221H106ZM110 224H111V222H110ZM155 224V223H154ZM154 224H152V225H154ZM190 225V223H188V221H186L185 222V224L184 225ZM201 224V223H200ZM220 224V223H219ZM235 224V223H234ZM238 224V223H237ZM247 224H249V223H247ZM257 224V223H256ZM52 226V228H50L51 226ZM89 225H90V222H89ZM112 225V224H111ZM114 225V224H113ZM216 225V224H215ZM214 225V226H215ZM221 225V224H220ZM226 225H224V227L226 226ZM243 225V224H242ZM243 225V227H247V225H245L244 226ZM95 226V225H94ZM103 226V225H102ZM155 226V225H154ZM160 226V227H161ZM202 226H204V225H202ZM251 226V225H250ZM254 226V225H253ZM252 226V228H256V226H254L253 227ZM259 226V225H258ZM55 227V228H54ZM156 227V226H155ZM180 227H182V225H180L179 227H177V228H171V229H169L166 233H163V234H160V235H158V236H160V238H161V240H164L165 238H166V236L168 235V234H170V233H173V232H176L177 230H179V228ZM201 227V226H200ZM204 227H207L208 229L211 227V225H209L208 226V224H207V226H204ZM213 227V226H212ZM217 227H220L219 225L217 226ZM217 227H215L214 229H216ZM239 227V226H238ZM109 228V227H108ZM137 228V229H138ZM196 228V227H195ZM198 228V231H199V227H197ZM197 228H196V230H197ZM201 228H203V227H201ZM201 228H200V230H201ZM221 228V227H220ZM220 228H218V229H220ZM239 228H241V227H239ZM238 228V229H239ZM258 228V227H257ZM260 228V227H259ZM264 228V227H263ZM15 229V230H16ZM53 229V230H52ZM118 229V228H117ZM116 229V230H117ZM122 229V228H121ZM167 229V228H166ZM192 229V228H191ZM217 229V230H218ZM98 230V229H97ZM112 230V229H111ZM159 230V229H158ZM221 230V229H220ZM233 230V229H232ZM240 230V229H239ZM260 230H261V228H260ZM44 231H48V233L47 234H45V235H43V233H44ZM114 231V230H113ZM162 231V230H161ZM191 231V233L190 234H193L192 233V230H190ZM204 231V230H203ZM205 231H207V229H205ZM215 231V230H214ZM224 231V230H223ZM227 231V230H226ZM225 231V232H226ZM242 231H244V230H242ZM252 230H250L249 232H251ZM255 231V230H254ZM262 231V230H261ZM26 232V233H27ZM109 232H111V231H109ZM128 232V231H127ZM202 232V231H201ZM212 232V231H211ZM219 232V231H218ZM228 232V231H227ZM230 232V231H229ZM246 232V235H247V232L248 231H245ZM257 232H259V230L258 231H256V233ZM15 233V232H14ZM92 233V232H91ZM120 233V232H119ZM118 233V234H119ZM123 233V232H122ZM158 233V232H157ZM196 233V232H195ZM214 233V232H213ZM233 233V232H232ZM237 233V232H236ZM251 233H253V232H251ZM250 233V234H251ZM22 234H23V231H22ZM24 234H25V231H24ZM117 234V235H118ZM156 234V233H155ZM210 234V233H209ZM215 234V233H214ZM217 234V233H216ZM219 234V233H218ZM222 234V233H221ZM238 234H240V233H238ZM244 234V233H243ZM255 233H253V235H254ZM20 235V234H19ZM28 235V234H27ZM33 235H34V233H33ZM59 235H64V237L65 236H67V237H65V238H59L58 236ZM90 235V234H89ZM129 235V234H128ZM188 235V234H187ZM202 235V234H201ZM204 235V234H203ZM207 235H208V231H207ZM226 235V234H225ZM229 235V234H228ZM234 235V234H233ZM245 235V234H244ZM243 235V236H244ZM248 235H249V233H248ZM18 236V235H17ZM22 236V235H21ZM123 236V235H122ZM188 236H190V235H188ZM187 236V237H188ZM195 235H193V237H194ZM199 236V234H197V239L198 238H200L201 239V237H198ZM214 236V235H213ZM218 236V235H217ZM216 236V237H217ZM222 236V235H221ZM227 236V235H226ZM226 236H225V239H226ZM229 236H231V235H229ZM228 236V237H229ZM240 235H238L237 237H239ZM242 236V235H241ZM243 236H242V238H243ZM257 236V235H256ZM20 237V236H19ZM23 237V236H22ZM35 237H33L32 238V240L35 238ZM68 237H72V238H76V239H78V238H82L81 239V241L80 242H78L77 240H74V241H71L72 243H75V242H78V247L77 246H72V248H69V246L71 245V244H69V246L68 247H66V248H61V245H60V243H59V241L60 242H63V240L65 241V239L66 238H68ZM156 237V236H155ZM206 237V236H205ZM231 237H233V236H231ZM234 237H236V234H235V236ZM251 237V236H250ZM24 238V237H23ZM26 238V237H25ZM31 238V237H30ZM117 238V237H116ZM208 238V237H207ZM230 238V237H229ZM255 238V237H254ZM8 239V238H7ZM10 239V238H9ZM8 239V240H9ZM11 239L13 240V239H15L14 238V235H13V237H11ZM17 239V238H16ZM27 239V238H26ZM60 239H63V240H60ZM93 239H95V238H92L91 237V240H93ZM97 239V238H96ZM121 239H123V237L121 238ZM167 239V238H166ZM189 239V238H188ZM200 239H199V241H200ZM213 239V238H212ZM252 239V238H251ZM251 239H249V240H251ZM7 240V241H8ZM19 240V239H18ZM24 240V239H23ZM32 240H31V245H33L32 244ZM156 240V239H155ZM169 240V239H168ZM172 240V239H171ZM171 240H169L170 242H171ZM232 240H234L233 238H232ZM240 240V239H239ZM247 240V239H246ZM15 241V240H14ZM13 241V242H14ZM70 241V240H69ZM122 241V240H121ZM125 241V240H124ZM169 241H168V244H167V246L169 247ZM194 241H195V238H194ZM193 241V242H194ZM220 241V240H219ZM221 241H223V240H221ZM243 241H244V238H243ZM242 241V242H243ZM254 241V240H253ZM252 241V242H253ZM258 241H260V239L258 240ZM258 241H257V243H256V245L258 246ZM9 242H11V240L9 241ZM13 242L11 243V244H13ZM24 242H26L25 240L24 241H22V243H24ZM28 242V241H27ZM26 242V243H27ZM30 242V241H29ZM28 242V243H29ZM58 242V243H57ZM116 242H119V241H116ZM164 241H162V243H163ZM178 242V241H177ZM181 242V241H180ZM188 242V241H187ZM204 241H200V242H197L196 244H193L189 249L187 248V249H182V250H167V249H163V247L165 248V246L164 245H161V243H159L160 245H155V244H153V246L152 247H155V246H157L156 248V250L153 252V256H154V259H159V258H163L162 260H160L159 259V261H157V263H154V261H153V263L154 264H181L182 262H184L185 260H187V258H189L190 256H197V255H195V254H198L199 255V253H201L202 251H203V253H206V251L205 250H203V248L206 246L205 244H202ZM206 242V241H205ZM227 242H229L228 241V238H227ZM7 243V242H6ZM5 243V244H6ZM21 243V244H22ZM66 243V242H65ZM171 243H173V245H174V241L173 242H171ZM179 243V242H178ZM183 243H185V240H184V242ZM222 243V242H221ZM235 243V242H234ZM249 242H247V244H248ZM4 244V245H5ZM15 244H17V240L15 241ZM14 244V245H15ZM34 244H35V239H34ZM164 244V243H163ZM165 244H166V241H165ZM189 244V243H188ZM217 244L220 246V244H219V242H217ZM224 244V243H223ZM226 244V243H225ZM233 244V243H232ZM231 244V245H232ZM236 244V243H235ZM238 244V243H237ZM244 244V243H243ZM246 244V243H245ZM245 244H244V247H242V246H240V249H241V247H242V249L243 248H245ZM246 244V245H247ZM252 244H254V243H252ZM8 245V244H7ZM24 245V244H23ZM23 245H21V246H23ZM66 245H67V243H66ZM94 245V244H93ZM147 245V244H146ZM179 245H180V243H179ZM216 246V244L215 243H213V244H210L209 245V247H208V244H207V248L206 249H211L213 246ZM239 245H241V243L239 244ZM250 245V244H249ZM255 245V244H254ZM19 246V245H18ZM27 246H28V244H27ZM35 246V245H34ZM126 246V247H127ZM163 246V247H162ZM178 246V245H177ZM223 246V245H222ZM227 246V245H226ZM252 247H254L253 245H251ZM37 247V246H36ZM35 247V248H36ZM123 247V246H122ZM151 247V246H150ZM151 247V248H152ZM171 247V246H170ZM187 247H189V246H187ZM228 247V246H227ZM233 246H231V248H232ZM259 247H260V245H259ZM258 247V248H259ZM13 248H14V246H13ZM17 248V247H16ZM15 248V249H16ZM22 248V247H21ZM24 248H25V246H24ZM22 249V250H24L25 251V249ZM28 248V247H27ZM32 248V247H31ZM43 248H45V246H43ZM151 248H149L150 249V251L149 252H151ZM223 248V247H222ZM229 248H230V246H229ZM247 248V247H246ZM1 249V248H0ZM53 249H55V248H53ZM53 249H51V250H46L45 251V254H41V256H43V257H37V255H29L27 252L23 255V257L21 258V259H25V261H27V263H21V264H36V262H40V261H43V259H45V258H48V257H50V256H52V254H54L53 253ZM148 249V250H149ZM236 249V248H235ZM248 249V248H247ZM252 249V248H251ZM20 250V249H19ZM40 250H42V248L40 249ZM102 250V251H103ZM154 250V249H153ZM212 250V249H211ZM223 250V249H222ZM222 250H221V252L219 253V251H218V256L220 255L221 256V253H222V255H224L223 254V252H222ZM231 250V249H230ZM7 251V250H6ZM5 251V252H6ZM14 252H16L17 250H13ZM89 251V250H88ZM147 250H145V252H146ZM210 251V250H209ZM208 251V252H209ZM237 252L239 251V248H237V250H236ZM243 251V250H242ZM246 251V250H245ZM249 251H250V249H249ZM248 251V252H249ZM3 252H4V249H3ZM2 252V253H3ZM9 253H10V251H8ZM35 252V251H34ZM81 252V251H80ZM113 252V253H114ZM144 252V253H145ZM213 252H215V251H213ZM236 252V253H237ZM258 252V251H257ZM256 252V253H257ZM20 253V252H19ZM32 253V252H31ZM82 253V252H81ZM81 253H78L79 254V256H81L80 254ZM105 253V254H106ZM124 253H126V255H125V258L122 256ZM131 253V252H130ZM139 253V255H141L140 254V251L138 252ZM138 253H136V254H138ZM148 253V252H147ZM147 253H145V254H147ZM203 253H202V255H203ZM226 253H227V251H226ZM245 253V252H244ZM247 253V252H246ZM5 254H7V253H5ZM13 254V253H12ZM74 254H76V253H74ZM74 254H72V255H74ZM104 254V253H103ZM102 254V256H104ZM134 254H135V252H134ZM143 254V253H142ZM214 254V253H213ZM228 254H230V253H228ZM238 254V253H237ZM8 255V254H7ZM58 255V254H57ZM70 255V254H69ZM71 255V256H72ZM92 255V254H91ZM96 255V254H95ZM148 255L150 256L151 254H149L148 253ZM206 255V254H205ZM216 255V254H215ZM234 255H235V253H234ZM239 255V254H238ZM2 256V255H1ZM4 256V255H3ZM11 255H9L8 257H10ZM68 256V255H67ZM115 256V257H116ZM130 256V255H129ZM143 256H144V254H143ZM147 256V255H146ZM229 256V255H228ZM236 256V255H235ZM256 256V255H255ZM107 257V256H106ZM200 257H201V254H200ZM238 257V256H237ZM257 257V256H256ZM16 258H17V255H16ZM20 258V257H19ZM73 258V257H72ZM72 258H71V260H70V258L68 259V260H70V261H72ZM109 258V257H108ZM191 259H192V257H190ZM205 258V257H204ZM226 258H227V256H226ZM230 258H232V256L230 257ZM260 258V257H259ZM258 258V259H259ZM64 259L66 260L67 259V257L65 258H63V260H62V262L64 261ZM85 259V258H84ZM87 259V258H86ZM101 259V258H100ZM111 259V258H110ZM109 259V260H110ZM116 259V258H115ZM128 259V258H127ZM201 259H203V258H201ZM206 259V258H205ZM204 259V260H205ZM258 259H256V260H258ZM5 260V259H4ZM7 260V259H6ZM95 260V259H94ZM99 260V259H98ZM98 260H96L97 262H98ZM104 260H106V259H103L102 261H104ZM112 260H113V258H112ZM224 260V259H223ZM11 261H12V259H11ZM58 261H60L59 259H58ZM57 261V262H58ZM99 261H101V260H99ZM107 261H108V259H107ZM111 261V260H110ZM128 261V260H127ZM151 261H152V259L151 258H149V259H142L141 260V264H151ZM200 261H202V260H199V262ZM53 262V261H52ZM66 263H67V261H65ZM83 262V261H82ZM87 262V261H86ZM112 262H114V261H112ZM111 262V263H112ZM195 262V261H194ZM4 263H6V262H4ZM16 263V262H15ZM19 263V262H18ZM55 263V262H54ZM58 263H60V262H58ZM91 263H92V261H91ZM101 262H99V264H100ZM130 263V262H129ZM196 263V262H195ZM202 263V262H201ZM205 263V262H204ZM7 264V263H6ZM13 264V263H12ZM45 264H46V262H45ZM49 264H50V262H49ZM53 264V263H52ZM57 264V263H56ZM61 264V263H60ZM63 264V263H62ZM95 264H97L96 262H95ZM131 264V263H130ZM192 264V263H191ZM208 264H210V263H208ZM216 264H218V263H216ZM224 264V263H223Z\"/></svg>",
    "mask_w": 264,
    "mask_h": 264
}]
</instances>
